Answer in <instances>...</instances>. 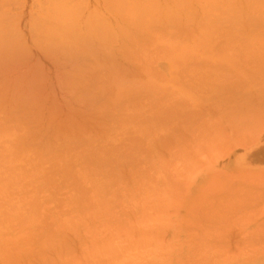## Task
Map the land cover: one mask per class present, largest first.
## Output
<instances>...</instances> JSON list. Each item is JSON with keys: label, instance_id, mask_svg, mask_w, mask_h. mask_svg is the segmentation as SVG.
<instances>
[{"label": "rangeland", "instance_id": "374dc122", "mask_svg": "<svg viewBox=\"0 0 264 264\" xmlns=\"http://www.w3.org/2000/svg\"><path fill=\"white\" fill-rule=\"evenodd\" d=\"M33 1L34 0H0V12L2 10H7L8 11L7 14L8 15H12L13 13L18 12L20 7L24 6L23 5L24 3L26 5V4L30 3V2L32 3ZM61 1H62V3H66L67 5L71 4L70 8L72 6V3L75 4V3L81 2L83 5H81L80 3H78V4H80L81 6H86V10L85 11H87V15H88V13L90 14L88 17H90V16L92 17L91 14L94 13L93 10L101 9V6H100V8H99V6H96L97 7L96 8L94 6V4L96 5V3H97V5H102V9H101L102 15H103V13H105V14L103 16H101L100 11H96L93 14V16L100 14L99 16L103 17L104 22H103L102 26H104V24H106L107 28H109V29H107L106 26H105L106 30L109 32L108 36L109 35L111 37L115 36V39L117 41L116 44H114V41H115L113 39L114 37L111 38L109 36V38H107L106 36H104L107 39H109V40L106 39V43H108V42L109 43L111 42V43L110 44L108 43L109 45L106 44L103 47V48H105L107 46L105 48L107 50L101 49L102 47L99 49L100 51L105 50L104 52L102 51L103 55L105 56L106 53H107V57L109 55H111V57L113 56L112 58L114 59V62L116 61L113 64L117 63L120 66H126L127 69H130L129 71L132 70L131 71V75L126 76L125 77L126 79L132 78L135 75V73H133V71H135V69L133 70V68H132L133 64L129 65L130 63L128 64V62H130L131 60H128L129 58L127 59L126 57H131L130 59H132V57L136 58L135 55L137 53H138L137 57H139L138 55H141V54H146V57L148 55L147 58H143V57H145V55L140 56L139 58H137V59H140V61L142 60V62H143L142 65L145 66V67H144V71L140 70V74L138 76L140 81L137 82L139 79L138 80L136 79L137 80L136 82H137V84L141 83L140 85L142 86V89H145V87H143L144 84L145 85L147 84L146 86H148V88L146 87L145 90H142V92L140 90V92L142 94H145V92H149L150 93L151 90H153L154 91V92H152L153 94L158 95L159 97H160V95L164 96V97L161 96L160 98H157L158 96L155 97L152 94L156 99H158V103H159L158 107L160 106L161 102L163 103V101L167 102V104L169 102L173 103V99L175 100V97L177 96L178 99H177V97H176V99L179 100L178 107H180V109H182V107L185 104L187 106V108H188L189 107L188 105L191 104L190 107H189V108H191L190 112H192V110H193L194 113H190L189 109H187L188 113L186 112V114H185L183 112V110H181L180 111L181 114H180L179 108H178V110H176L177 109L176 108L177 103L176 104H170L169 103V105H166V106L164 105V107L163 106H161V107H163L162 108L163 110L166 109V110H168V112L169 111H171V112L168 113L166 110L165 111L161 110V111L165 112V113H163V112L161 113V111H160L161 108L160 109H158V108L156 109L155 106H154L152 108H155L156 109L155 112L156 111H158V112H157V114L155 113L156 116L152 117L151 115H154V113H153L154 111L151 112V110L149 109L150 106L148 108L144 104L145 105V107H144L143 103L139 104L137 100H128V99L125 98L122 103L120 101V103H119L120 105L118 104L119 107L117 106L116 110L114 111L115 113L109 114L107 116V119L105 121H103V122L96 121L95 123H98L97 125L94 122L89 123V121H87V122L85 121V125H86L85 126L82 123V121H83L82 119H77L76 123H75V121H73L72 127L74 129L72 128V132L73 133L71 132L73 135H71V133H70V137L66 139V143H68V144L70 142H72V138H71L72 136H73V139H74V137H75V139L77 138V140H79L80 138L83 139L82 134H79V133H83L84 136H86L88 134L89 136H87V137L90 138L91 134H89V133L93 132L92 134L95 135L94 138H98L97 140H99V138H100L99 135H102V134L106 135V138H108L107 136H109V138H112L111 136L113 135V133L110 132V131L118 130L117 123H119L118 127L122 126L123 123H125L123 120H121V122L123 121V123H120L119 118H121V116H123L122 118L127 119L125 121H127L126 123H129V125L126 126L127 124L125 123L126 125H123V126L126 127V128L130 127L131 130L130 129L128 130L126 128L124 129V127L121 128V129L119 128V131L121 130L120 132H122V134H121V135H123L122 137H121L120 134L118 135V133H117L118 131H115V132L113 131L114 133H117L116 137H118V136H120V137L116 139V137H114L115 136V134H114L113 135V139L115 138L116 140L112 139L113 141L109 142L110 139L109 138L106 139L105 136L102 135L104 137V139H106V142H109V145L107 143L108 147L110 145L111 146L113 145L114 149H115V147H117V144H119L118 146L121 145V148L124 147L123 146L124 145L123 142L127 143L126 141L131 140V137H132V140H133V141H131L132 143L131 142H130L131 144L128 143L130 145V148L128 147V149H127L128 144H125V147L122 148V149H120V147L118 148V149H120L119 150L120 152L122 150H124V152L123 151L121 153L119 152L120 155H118V153H116L118 151H116V150L113 151V148L112 147L108 148L107 145H106V148H105L104 145H102L103 147L102 146H97V144L99 145L97 140H93L94 142L92 143L91 140L94 139L93 137H92L91 140L89 138H88L89 139L88 140L87 137H85V139L83 140V143L84 142L86 143L88 141V143L90 145H94L95 146V147L92 146V148L87 143L86 144H82L81 143L82 140H80V143L82 145L80 144L79 146H82V148H79V150H81V149L84 150L85 149L84 151H86L87 147L83 148V146H86V145H88L90 149H93V148L96 149V146H97V149L99 148L98 149L99 151H100V149L105 148V152H103L104 149L102 151L103 154H102V152H100V155H99L100 157H101V154H102L101 159L98 158L99 163H100V160H104L106 157H110V158L107 159V161H105L106 159L104 160L105 164H108V165L105 166L104 162H103V165H101V166L107 167V168L104 167L105 171H102L101 168H99L100 164H102V163L99 164L98 161H97V164H95L96 162H93V158H92V160L89 159L90 158L89 157L90 154H87V151L90 150L89 148H88L89 150L87 149L86 153L82 150L85 153L86 157H88V158H86L84 156L88 160H85L84 158H81V160H83V162H79L80 159L79 160L77 159L78 155L82 151L79 154H78L77 150L73 151L74 148L76 149L77 146H78V143H76V142L75 143L77 144V146L76 145H72L71 146L72 148L74 147L73 150H70L71 148H69V146H68V148H69L68 149L66 147V145L62 144L63 145L62 146L60 144L61 148L58 147L57 150L60 148L58 151L51 153L49 151H51V149L53 150V148H51V149L48 148V151H47V148L43 149V145H42L44 139H47V138H44V135H46V136L51 135L52 134L51 132L50 133L49 132H46V133L45 132H40L39 133L40 136H39L38 132H36L35 127L33 125H32L33 127L30 128V126L32 124L30 121L28 122V123H30L29 126H27L28 125L27 122L26 123L25 122H20V123L26 125V126L23 127L22 124L20 125V123H18V121H14L13 122V121H11L9 119H4L3 120V118H2L0 120V153L4 152L3 154H6V151H1V150L3 149V143L5 141V138H7V136H11L13 134L12 136L16 135L15 137H18V138L13 139V140H15V141H13L14 142L13 143L14 149H13V147H11V149H13L12 151L10 150L11 153L7 152V155L11 154V155H8V156H10V158L8 157V160H7V157H5L7 155H2V154L0 155V158H1L0 159V164L1 163L3 164L4 161H2V159H3L2 157H5V159H3V160H5V162L7 160V163H4V164H7L9 166V167L8 166L3 167L4 164L3 165L1 164L2 165L1 171L4 169L5 173H4V171L3 172L0 171L1 172L0 173V179H1L0 181H3L5 179V181H3V183L0 182V186H2V185L5 186V184H6V186H5V188H6L5 190L6 191L4 190V186L0 190V253L4 252V253L0 254V264H264V255H240V254H235V255L227 254L226 255V254H223V252L231 251V250H227L226 249L227 247L225 246V244L226 243H231L232 238H235V239L243 238V239H249V241H251L252 238H257L259 235H264V213L263 212L262 213H258L256 211L255 215L257 213H258V215L256 216V218L253 216L254 217L253 218L251 215L250 216H245V215H241V214L223 216V215H221L222 209H220V214L217 215V209H215V208L199 207V208L190 209V208H185L184 207L185 197H186V190H187L186 184L188 183L187 180L189 178V174L191 173L192 170L194 171V170L198 169V167L201 168L207 163V160L200 159L202 156H204V154L206 152V146L204 147V145L207 144L206 143L207 141L205 140L206 138H203V136H204V135H202L203 133H200V131H199L200 129H201V131H205L206 130L204 127L203 128L201 127V125H204V124H200V123H203V119L200 117L202 120H200V118L198 120V117L201 116L202 114H203V116H205L203 112H200L201 110H197V108L200 107L199 105L202 104V105L225 106V105L231 104V102H233V103L236 102V104L238 103V104H240V106L243 104L242 106H244L245 105V101H247V100H248V102L251 101V103L253 104L254 102L252 100L254 98L256 99V101H258V98H259L258 96L261 97L262 95H264V91H262V93H260V91H259V90H264V83H263L264 82L263 81L264 80L263 79V77H264V68L262 66V65H264V63H262V62H264V54L261 52V49L264 48V46L262 45L263 47L262 48L260 47L261 49L259 47H256L257 49H255L254 46L251 47V45H255V44H256L255 46H257L258 44H259L258 46H260V43H257V42L261 41V43H262L264 41V40H262V39H264L263 36H262V35H264V32H263L264 31L263 30L264 21H262V19L264 20V14L262 15L263 17L261 15H258L257 14L258 12H256V11L253 14L254 8L256 9V7L258 5H252V4H259L260 1H262V0H256L257 2L254 1V0L253 1L252 0L251 1L250 0H245L246 2L241 0L242 1L241 3H239L238 0H234V2L235 1L236 2L233 3L232 2L233 0H231L233 6L236 7L237 9H239V10H237L236 8L233 7V12L234 11H237V12L236 13L232 12L233 13L232 15L237 14L238 11H240L238 14H240V13L244 14L245 11H247V13H251L252 12V18L250 17V19L252 20L253 24L254 23H256V24H255V26H253V25H251L252 24V22H251L250 25H251L252 28L250 27L251 29L250 28L249 29L253 30V27L254 28L256 27V29H258V26H261V27H259L261 30L258 29L255 32L249 30V31H245L244 34L243 33H238L239 35L236 33V31H232V32H234V33H236L238 35L237 37H235L236 35H234V34H233L234 36L231 35L232 33L230 32L231 31L230 29H229L230 30L229 33H228V30H222V31L220 30L221 32L219 31L220 27H222V25L220 24L222 21L223 22L224 21H226V22L231 21V20H229V18L228 19L225 18L227 16V14L229 15V13H231V12H229V13L225 14V12L231 11V7H229L231 5V2H230V5L228 4L229 2L226 3V5H228V7H229V10H228V7H226L225 2H224L225 0H221V1L220 0H208V1L207 0H203L207 4L209 2H211V3H209L210 6L211 5H213V6L215 5V8H213V9H212L213 6L212 7L207 6L202 0H170L171 2H168V3H166V2L169 1V0H105L108 3L110 2L109 5H110L111 8L115 7V5H118V3H119L118 1H122V2H120L119 5L121 7H122L123 4H124V6L126 5L125 6L126 9H128L127 7H128L129 4L131 6L134 5V7L130 6V8L132 10L131 11L128 10L129 13L132 12V13H130L131 15L134 13L133 16H135L137 18V20H139V19H141L143 17H146L144 19L147 20L146 22H148L147 23L148 25H146V22L139 20L140 24L143 23V22L145 24L143 26L141 24V28H140L139 27L140 24L138 23L139 21H137L138 27H139V29H137L134 26L135 24H133V22H134L133 19L134 18H132V22H131V19L129 20L131 22L130 23L129 21L127 22V19L122 20V18H124V16H125V15L124 16L122 15L121 16L122 17L121 18L122 23H124V21H126V23L123 24V26H125V28L122 26V23H121V25L119 26V29L122 30V28H120V27H123V29H125V30H126V28L129 29L131 24L133 25V26L131 25V27H135L137 29L136 30L137 33H134L136 31H134L132 33V31L130 32L131 29H129V31H126V33L124 32V34H122V35H118V34L123 33V32L121 30H120V33H119V31L117 32L116 28L118 26L116 27L114 25L115 24L114 22H116L117 19L119 20L120 16L117 19L114 18L115 13H113L114 14L113 15L112 12L111 13L108 12L110 9H108L107 7L106 8L108 9V11H105V5H107L109 7L108 3H104V5H103L102 3H100L102 1H99V0H97V1H99V4H98V2L94 3V1L90 3L89 1H92V0H61ZM85 1H88L87 3H89V4L84 5L83 2H85ZM222 1H223V3H222ZM39 2H42L41 5L46 6V4L49 2V0H37V2H36V3H38L36 5L37 7H39ZM147 2H148V4L146 5ZM150 2H152V4L153 3L157 4V5L159 4L156 7H158L157 9H159V10L162 9V11L161 10L160 11L157 10V11H159L158 13L164 14L163 17H162L161 14H159V17H158L159 19H158L157 18L158 15H156L157 11H155V10H154L155 12L153 11L155 14L154 13L151 14V12H152V10L154 8L153 9H149L148 8V5L150 4ZM212 2H213V4H212ZM253 2H256V3H253ZM121 3H123V4L121 5ZM216 3L219 4V5H217ZM238 3L241 4V5L243 4V5L241 6ZM245 3H247V6L249 4V6L251 5L253 7L250 6L251 8L248 10V7L246 9V6H244ZM78 4H77V6L74 5L76 11H78L76 7H81L80 5L78 6ZM138 4L139 5L142 4L139 7L143 8V6H144V8L143 9L137 8ZM154 4H153L152 7H154ZM167 4H169V5L171 4L170 5L171 7H169ZM199 4L201 6H203L202 9H204V4L206 5L205 6L206 14H207V12L209 14L211 12V10H212V12H214L213 10L215 9L216 15H217V12H219L218 13L219 16L218 17L216 16V17L212 18L211 14H213V13H211L209 16L208 15L206 16V14L203 13L205 11H203L202 9L199 10V6H197ZM223 4L225 6H223ZM260 4H262V3H260ZM260 4H259V6H260ZM263 5H264V3H263ZM90 6H94L96 9L92 7L93 8V10H92V8H90ZM103 6H104V8H103ZM160 6H161V8H160ZM162 6H166V7H162ZM64 7H65V5H64ZM121 7L119 9H121ZM125 7H122L121 11L123 10L122 12L126 13L128 11L126 9H124ZM262 7L263 6H260L261 10H262ZM65 8L67 9L69 7L66 6ZM70 8H69V10H70ZM83 8H85V7H83ZM83 8H82L81 11L84 10ZM88 8L90 10H92V11H90ZM242 8L245 9V10H242ZM26 9L29 10V7L26 6ZM133 9H134V11H133ZM170 9H171V11H170ZM263 9H264V7H263ZM34 10H37V8H34L33 11ZM73 10H74V8H73ZM73 10H72V12H73ZM224 10H225V12H224ZM258 10H259V8H258ZM81 11H79V12L81 13ZM85 11H83V12H84V15L87 17ZM163 11H165V12L163 13ZM166 11L167 12L170 11L173 14H166ZM70 12H71V10H70ZM65 13H64V16H65ZM129 13H127L128 16H130ZM142 13H144V14H142ZM222 13H224L225 15H223ZM73 14H74V12H73ZM81 14H83V13H81ZM81 14H79L80 16H76V17H78L77 20L73 18L70 21V22H74L76 20L73 24L79 25V27H78L79 29H81V26H82V25H80L81 24L80 20H81V18H83L81 16ZM127 14H126V16H127ZM145 14H149V15L151 14V18L153 16L154 18H152V19H155L154 21H156L155 24H153L152 22H151V24H149L148 18H150V16H148V15L146 16ZM112 15H113V17H112ZM141 15L142 16L144 15V16L139 18V16H141ZM168 15L170 16V18H169ZM232 15H230V16H232ZM71 16L72 15L70 14L69 17H67V16L65 17V22L67 21L66 26L69 24V20L68 19ZM171 16H172V18H171ZM223 16H225V17H223ZM95 17L96 16H94L93 20L91 18L90 19H91V22L93 21V23L97 24L98 23L97 21L100 20V19L98 20V18H100V17L97 16V18H96L97 21L94 22L95 21ZM130 17H132V16H130ZM202 17L203 18L206 17V22L208 20L207 24L205 22V19H203ZM207 17L209 19H207ZM222 18H225V20H223ZM240 18H242V17H240ZM210 19H212V20L214 19L212 21L213 23L210 22L211 21ZM78 20H79V22H77ZM244 20L246 21L247 19L245 18ZM244 20H242V21H244ZM120 22H118V24H120ZM217 22H220V23H217ZM226 22L223 23V24L228 26V24ZM99 23H102V21L99 22ZM135 23H136V21H135ZM214 23L220 24L221 26L218 27L219 25L216 26ZM245 23H247V21ZM125 24H128L127 26H129V27H126ZM238 24H239V20H238ZM242 24H243V22H241V24L238 25L239 28H240V26H242ZM70 25L72 26V23L69 24V26ZM75 25L72 26V27H74L73 29L76 30V28H77L76 26L77 25L76 26ZM93 25H95V24H93ZM238 26H236V28ZM72 27L70 28V30H71L70 32H74L75 33V31L72 29ZM98 27H100V26H98ZM225 27L226 26H224V29H227ZM212 28L215 29L216 33L212 32ZM241 28H240V30H241ZM79 29L77 30V32L79 31L78 33L80 35L81 32H80ZM221 29H223V27ZM85 30H83V32H86ZM102 30L103 29H101V31H100L101 33H103ZM106 30H104V31H106ZM133 30H135V29H133ZM225 31L228 33V34L226 33V36H228L231 33L230 34L231 38L233 37L232 40L230 39V37L226 38L225 33H224ZM201 32L204 33V34H202ZM208 33H209V35H208ZM210 33L214 34L215 37L217 36L216 37L217 39L214 36H213L214 37L213 38L212 34H210ZM70 34H72V33H69V35ZM217 34L219 36H221V34H222V35H224V37L221 36L220 38H222V39H219V36ZM73 35H77V34H73ZM190 35H192V36H190ZM254 35H257L256 36L257 39H255ZM209 36H210V38L212 37L211 38L212 41H213V39H215L216 41L219 40V41H221V44L218 43L217 46H213L212 48L210 46L208 48V45L207 46L205 45V47L201 46L202 43L207 41L206 39ZM240 36L243 37L242 38L243 42L240 39L241 38ZM246 36H247V38H246ZM121 37H123L124 39L121 38ZM200 37H202V39H200ZM205 37H206V39L204 40ZM248 37H251V38L253 37L254 39L252 38L253 40L250 42L251 38H248ZM258 37H260V39ZM120 38L122 39V41H121ZM225 38H226V40H225ZM234 38H237V39H234ZM244 38H245V41L247 39V41H246L247 43H244L245 42ZM110 39L114 40L113 43H112V41ZM248 39H250V40L248 41ZM258 39H259V41H257ZM224 40L227 43L224 42ZM234 40H237V41L234 42ZM239 40L242 42L241 44H240ZM160 41H162V43H164L165 45H163ZM173 41H174V43H173ZM182 41H184V42H182ZM231 41H233V43H238L237 45L239 47L241 45L244 46V47L242 46V48L239 49L240 51L245 49V47L247 48V46H248V48L251 47V49L253 48V50H256V51L259 49V53L261 52V54L260 55L257 54L258 56H261L263 54L261 56V58L258 57L259 60L256 57L255 58L251 57V56H255V55L246 56L245 58H243L244 60L241 58L244 61V63H243L242 60L240 62V59H239L237 62H238V64L240 66L237 65V67L239 66V67L242 68V69L239 68V70L241 69V70L245 71V69L247 68L245 73L242 71L243 74L241 73V70H240V72H238L239 70L235 69L237 67H235L236 65L234 66V64H236L237 62L234 61V64H233V62H228L232 58V55L234 56V52L236 53V51H237V50H234L232 52L233 54L231 53L232 55L229 54V52H231V50H233L235 47L237 48V45L235 47H233V48H231V46H230L231 49H228V50H227V48H224V47H228L229 48L228 45H230V43H232ZM120 42H122V43H120ZM178 42H179V44H178L179 46L176 47L175 43H178ZM248 42L251 43V44L249 43L250 46L248 45ZM254 42H255V44H252ZM123 43L124 44L126 43V45H124ZM222 44L225 45V46H223ZM112 45L114 47V50L112 48H110V47H112ZM214 45H216V44H214ZM180 46H181V48L178 49ZM186 46H188V47H186ZM115 47H116V49H115ZM123 47H125V49H123V53L125 52V54L123 55V53H122L120 55L124 56V58L119 55L120 51H117V50L122 49ZM117 48H119V49H117ZM185 48H187V49H185ZM188 48H190V52L188 51L189 50ZM200 48L202 50H203V48H205V49L202 51ZM207 48H208V50H207ZM111 49H112V51H115V50L116 51L112 52ZM126 49H127V51H126ZM195 50H198V51H196V52H198L197 54H196ZM209 50H211V51H209ZM226 50L227 51L230 50V51L226 52ZM262 50H264V49H262ZM106 51H108V52H106ZM191 51H192V53H191ZM184 52H187V54L190 55V56L192 55L191 57H193L194 59L198 60L199 58H201L202 62L203 61H206V62L202 63L200 61V59H199L198 62L199 63L201 62V64H198V62H196V60L190 58V56L189 57L186 56L187 54L186 53L184 54ZM188 52L191 53V54H189ZM193 52H194V54H193ZM200 52H201L202 56L200 55ZM243 52H237V56L240 53L242 54ZM255 53H257V52H255ZM244 54H245V52H244ZM244 54H242V56ZM248 54H245V55H248ZM117 55H119V57H121V59H119V57H117ZM195 55H199V56H195ZM240 55H239V57H240ZM184 56L187 58V61L184 60L185 59ZM229 56H231V57H229ZM116 57H117V59H116ZM180 57H182V58H180ZM249 57L251 59H249ZM125 58H126V60H125ZM174 58L176 60H174V62H173ZM247 59H249V61ZM253 59H255V60H253ZM261 59H263V60L261 61ZM127 60H128V62H127ZM193 60H194L195 63L193 62ZM215 60H216V62H215ZM232 60H233V58L231 59V61ZM234 60H236V58ZM250 60L252 62L254 61L255 63H256V61H257V63H259V61H260L261 63H259V65L257 64V67H255L256 64L254 63V68H255L254 69L253 68V64H251ZM182 61L184 62V64H182L183 63ZM224 62H227V63H224ZM247 62L250 63V64H248ZM230 63L233 64V67H232V64H230ZM240 63H242V64H240ZM246 63H247V65H246ZM175 64H176V68L174 67ZM227 64L231 65L230 67H232V68L235 67L234 68L235 70L234 69L233 70L230 69V67H228ZM241 65H245L244 66L245 69ZM260 65L262 66L261 69L263 68V70H261V71H260V67H259ZM178 66H180V67H178ZM177 67L179 68V70H175V69H178ZM227 67L229 68L228 72L227 71L223 72L224 70H226ZM173 69L175 70V72L173 71ZM194 70H196V73L193 72ZM202 70H204V71H202ZM248 70L253 71L254 74L251 71L248 72ZM255 70L257 72L256 74H255ZM187 71L189 73H187ZM198 71L200 73H198ZM233 71H235V72H233ZM258 71H260L261 73L263 72V75L262 76H260L261 74L258 75L259 74ZM201 72H204V73L201 74ZM232 72H233V74H231ZM101 73L102 74H106V70H102ZM207 73H208L209 76L212 73L210 78L212 77L213 79L212 78L209 79L208 76H204V74L207 75ZM213 73L218 74V75H219V73H221V74L224 73L225 75H228L230 73L231 77H232V78L230 77L231 79H234L233 77L234 76L237 77V75H238V77L236 78L238 81L236 79H234L235 81L231 80L229 78V75H228V77L225 76V75L221 76V74L219 75V76H221V78L225 76V80L226 81H227L226 78H228V80H229V83L227 81V83H228L227 84L224 81V78H222L223 79L222 87L224 89L227 88L226 86H224L225 84L226 85H231L230 83H232V85L234 86L233 83L235 82L237 85L234 88L231 85L230 87H228V90H226V91L223 90V88L222 89L219 88L220 89L219 90L218 86L219 85L221 86V83H222L221 81L222 80H221V78L218 75H213ZM251 73H252L253 77L251 76ZM200 75L204 76V77H208L207 79L202 77L206 81L208 79L209 80L207 82L204 81L201 78ZM242 75L244 77L246 75V77L243 78ZM214 76H218L219 79H217V81H215L216 78ZM241 76H242V79H241ZM258 76H259L260 79L259 78L257 79ZM214 78H215V80H214ZM248 78H249V80H248ZM250 78H252L253 80L250 79ZM243 79L245 81H243ZM201 80H202V82L204 81V84H206V83L212 84L211 82L214 80L213 84L215 82L216 85L214 84V85H211V87H210L209 84H206V85H208V86H206V85H204L201 82ZM239 80L240 81L242 80L243 82L240 83ZM250 80H252L253 82L250 81ZM91 81H92V83H94V85H96V83H97L96 73L92 74ZM141 81H143L144 83L142 84ZM246 81H247V83H246ZM196 82L197 83L199 82L203 86L202 90H201L200 87L197 86L198 84ZM218 82H221V83H218ZM249 82L252 84V86L250 84H248ZM259 82L262 83V84L259 85ZM255 83H257L256 86L259 85L258 86L260 88L259 90H258V87L255 86ZM244 84H248V85L244 86ZM140 85L138 84L136 87L138 88ZM238 85H240V86H238ZM246 86H247V88H245ZM205 87H210V88H205ZM213 87H215V91H217L219 93L215 92ZM216 87H217V89H216ZM236 87H237V89H235ZM238 87H240V88H238ZM255 87H256V89L259 92L258 94H260V95L257 94V92L255 91L256 89H253ZM230 88H231V91L233 89V90H236V92L233 91L231 93V91L229 90ZM138 89H140V88H138ZM204 89H207V90L209 89L210 92H211V93H209V90H208L207 91L208 93H206V90H205V93L207 95V96L205 95L206 97L202 96V95H204V93H202L204 91ZM211 89H213V90L211 91ZM242 89L246 90L248 92V94H247V92L245 91V93L243 94V96H244L243 98H242V96H240V95H242L241 92H244ZM248 89H250V90H248ZM238 90L239 91L241 90L239 94H238V92H239ZM143 91H145V92H143ZM220 91H222L221 95H219ZM213 92H214V94L216 93L217 95L215 94L214 98L213 97H209L210 99H208V96H213ZM225 92H228V93H225ZM229 93H230L231 97L229 96ZM235 93H237L239 97H237V94L234 95ZM147 94L148 93H146V95ZM226 94H228V97L226 96ZM45 95L49 96V94L47 92L44 94V97L45 98H49L48 96H45ZM152 95H149L150 101L153 100ZM173 95H175V96H173ZM178 95H180V98H184V99L186 98L188 103L184 99H183L184 101H182V99L180 100ZM232 95H234V96L232 97ZM245 95L246 96L248 95V97H245ZM249 95H251V97ZM171 96H173V98ZM235 96L237 98L236 101H235ZM150 97H152V99ZM166 97H167V99H166ZM169 97L171 99L169 101H167ZM249 97H250L251 100L248 99ZM263 97H261L262 101L259 99V101L257 102L259 104V106H258V104H255L256 101L254 99V101H255L254 104L257 106V109H258V113L256 112L255 114H259L260 107H261V109L264 107V106H261L262 104H264V103H262V102H264V98ZM162 98H165V99L163 100ZM193 98L195 99V101L197 103L194 101ZM227 98H230V100H228ZM239 98H242V99H239ZM226 99L228 101H225ZM244 99H246V100L244 101ZM46 101H49V100L46 99ZM180 101H181V103H180ZM175 102H176V100H175ZM189 102H191V103H189ZM259 102L262 103V104L260 105ZM193 103H195L197 106L194 104L195 105V107H194ZM163 104H166V103H163ZM181 104L183 105L182 107L180 106ZM170 105H171V107H170ZM5 106L6 105H5V102L3 101V98L0 97V108L1 107H5ZM172 106L174 108H176V109L174 110V108ZM186 106H185V108H186ZM145 108H148L149 111L151 112L149 118L146 115L147 113H145L146 110L144 111L145 114H143V109H145ZM169 108L173 109L176 114H177V112H179V114H177V115L173 114L172 115L173 117H172L170 114L172 113L173 110H171V109L169 110ZM185 108H183V109H185ZM149 111H148V115L150 113ZM141 112H142L143 117L145 116L148 119H146L144 117L145 119L142 120L143 117L142 118L139 117ZM166 112L170 116L168 114H166ZM159 113L161 114V115H159L161 117L168 115L169 117H172V118L168 119V116L165 117V118L163 117V119H168L169 120V122H168V120H165V121H163L164 122L163 123V122H161L162 120L159 121V119H161V118H159L158 120L156 118ZM57 114L61 116L60 113H57ZM182 114H185V116L184 115L182 116ZM187 114H190V115L188 116ZM58 115H56V117H58ZM178 115L181 117V119L178 118L179 117ZM241 115H242V113H241ZM260 115H264V111H261ZM176 116H178L177 120L175 119ZM190 116H191L192 120H193V117H195L196 121L195 120L194 121L197 124L196 123L193 124L194 121L191 122ZM115 117H117L119 121L115 120ZM136 117L138 118V120L140 118V120L139 121L135 120ZM113 119H114V121H113ZM185 119H186V121H185ZM208 119L209 118L207 116L204 118V120L206 122H207ZM58 120H59V118H57V119L54 118L53 124H56L55 126H59L58 123L55 122V121H58ZM189 120H190L189 123L190 124L192 123L191 125L188 123ZM79 121H81V122H79ZM136 121H137V123H136ZM77 124H78V126H77L78 128L75 129ZM80 124H82L84 129L81 128ZM89 124H91V125H89ZM34 125H35V123H34ZM162 125L165 127V128H163V131L161 130L163 134L160 133L161 131H159ZM197 125L199 126V129H197V127H198ZM206 125H207V123H206ZM134 127H136V129ZM193 127H195L196 132H194ZM24 128H26V129H24ZM27 128H30V133L29 134L27 133V132H29V129L27 130ZM33 128L35 130L34 132L31 131V130H33ZM86 129H88V130H86ZM95 129H96V131H95ZM100 129H102V131ZM122 129L125 130V131H123ZM177 129L178 130L182 129L181 133ZM189 129L193 130L192 134L196 135L195 136L196 138L194 136H193L194 138L192 137V134H190L192 131L190 132ZM26 130H27V132H26ZM75 130H78L77 133H76ZM136 130H141V132L143 134L140 131L138 132ZM142 130L145 131L146 134ZM23 131H25L24 134H23ZM107 131H109L108 132L109 134L107 133ZM126 131L128 133L127 136H129V135L131 136L133 132L135 133V131H136V133L138 132L139 136L136 137V135H138V134H135V136L133 137V135H134V133H133V135L131 137L129 136L130 139H129V137L127 139ZM129 131H131L132 133L131 132L129 133ZM185 131L188 132V133H186ZM86 132H87V134H86ZM96 132H97L98 136L96 135ZM182 132H184V134L187 135V136H185L183 134L184 135V137H183ZM197 132H198V134H197ZM18 133H20L19 136H17ZM34 133H36V135ZM157 133H160L159 136H158ZM176 133H177V135H176ZM78 135L79 136L81 135L80 138H79ZM160 135H162V136L160 137ZM163 135H164V137H163ZM36 136L40 140V142H38L40 144L37 143L38 146L35 145L36 146V147L34 146L36 148L35 149L33 147V145L35 144V141H38V140H36V138L33 139V137H36ZM102 136H101V138L103 139ZM174 136L176 138H174ZM197 136H198V138H197ZM30 137L33 140H35V141L30 140L31 139ZM51 137H53V135H51ZM158 137H160V138L157 139ZM172 137L175 139L173 141L174 143L172 141H169V139L171 140ZM12 138H14V137H12ZM70 138H71V140L67 141ZM173 138H172V140H173ZM184 138L187 139L186 142H185ZM119 139H120V141H118ZM122 139H124L123 142H122ZM125 139H126V141H125ZM194 139L196 141L200 142L199 145L200 144H203V145L199 146L198 143H197V146H196V143H195L196 141L192 142ZM197 139H199V140H197ZM107 140H109V141H107ZM165 140H166V142H165ZM180 140H182V142H185V144L183 143L184 146L181 145L182 142ZM104 141L105 140H103L102 142H104ZM161 141L163 142V144L160 145ZM167 141H169L170 143H168ZM77 142H79V141H77ZM99 142H100V140H99ZM116 142H117L116 145L112 144V143H116ZM171 142L173 143L172 144L173 146L171 145ZM178 144H180V145H178ZM187 144L190 145L189 146L190 150H191V148H193V150H192L193 154H192L191 151H189L187 149L188 148ZM100 145H101V142H100ZM158 145H160V146H158ZM165 145H167V147H169V151H168V148ZM161 146H163L164 148L161 147ZM170 146L172 147V149H171ZM177 147H181V148H177ZM196 147L198 148V150H197ZM174 148H176V149H174ZM200 148H201V150H199ZM202 148H203V150H202ZM204 148H205V150H204ZM30 149L32 151H33V149H35L36 152L34 151V153H37V154H39L41 156L40 157L38 155L39 156L38 157L35 154L34 156L30 157V160H33V161H28V163L30 162L31 164L37 165L36 167L35 166L31 167L30 163L27 164V166H26V164L24 165L23 161H20L21 159L24 158V155H27L25 157L28 158V155L30 156V155L33 154L32 151H30V152H32L31 154H28V153H30L28 151ZM64 149H67V150H64ZM162 149L163 150L164 149L167 150V152H165V150L163 151ZM45 150H46V152H48V154L45 152ZM60 150H62V151H60ZM110 150L113 152V153H111L112 157L110 156V153H108L109 155H105V154H107V151L111 152ZM127 150H128V153L125 152ZM184 150L186 152H183V154H182V151H184ZM194 150H195V152H194ZM40 151H42L41 154H40ZM158 151L159 152L161 151V153H159ZM202 151L204 152V154H203ZM44 152L46 153V155H50V156L51 155L53 156L54 155L53 153H57L58 156H61V157L63 156L64 160L61 157H57V158H61L62 159L61 163H57L58 166H56V167L57 168L59 166L61 167V168L59 167L58 170L60 171V169H62V170L64 169L65 171H67L69 166L70 167L72 166L76 170V172H73V174H72L71 171H73V168H72V170L70 168L68 170V173L70 171V173L73 176H75V174L78 173L77 174L78 176L76 175L77 178L78 179L81 178L82 180H77V181L78 182L81 181L83 184H81V182L78 183L77 181H74L73 178L77 179L76 176L75 177H72V176L70 177L71 174L69 173V176H68V173L64 172V170H63L62 174L65 173L66 175L64 174V175L61 176L60 172H62V170L60 172H58L56 170L57 174H55V172H53V171L56 168L54 167L53 168L54 170L51 171V174H55V177L58 178V179H56L55 182L53 181V182L50 183V181H49L50 177H45V176H50V175H45L44 176V175H41V173H40L39 174L40 177H45V178H43L44 180L40 179V177L38 178L37 177L38 174L35 176L36 179L38 178V179L42 180L41 183L45 184L46 183L45 182L46 178L47 179L49 178L48 182L50 184L48 183L47 185L46 184L43 185L39 181L37 183L39 185L38 186L35 183L36 182L35 179L33 181L32 177H31L33 175L32 174L31 175L28 174V177L25 178L26 181H28L27 179L29 178V176H30V178H29V181L26 182V185L30 182L29 183L30 185L29 184L28 185L31 188L33 187L32 188L33 191H31V193H30V191H29L30 189H28L29 187H26L27 188V191H26L25 190V186L26 185H24V187H23V184L25 183V181L23 179L24 183L22 184L23 181L20 180V176L22 177V172L27 170L26 167L30 171L33 170L31 173H35V174H36L35 171H37L38 168L42 167V165H43L42 170L45 169L44 168L45 165H46V167H48L47 165L50 164L49 162H52L53 158L50 161L51 157L50 156H45L43 154ZM114 152L117 154V156L115 155ZM75 153L78 154L77 157H75V155L73 156V154H75ZM84 153H83V155H84ZM173 153L175 154V155H172L173 157L176 156V154H177V156L174 157V158L171 156L172 160L171 159L169 160L170 155L173 154ZM197 153H198V155H197ZM112 154H114L116 158ZM122 154L124 155V157H123ZM191 154L193 155L192 156L193 158H196V159H194V161H193V158L190 157ZM83 155H81V157ZM159 155H161V156L159 157ZM166 155H168V156L164 157ZM42 156H43V159L45 158L47 160V163L45 162L46 160L44 161L42 159ZM91 156L93 157V155H91ZM119 156H120L121 159L119 158ZM183 156L185 157V159H184ZM194 156H196V157H194ZM35 157H38V159H41L42 161L39 160V162H37ZM103 157H104V159H102ZM155 157L156 158L158 157V158L156 159ZM78 158H80V157H78ZM181 158H182V160H181ZM25 159L26 158H24V161H25ZM70 159H71V161L67 162ZM75 159H76L77 163H76V161L74 162ZM119 159H120V161H119ZM155 159L159 160V161H156ZM166 159L171 161V163L169 161H167ZM89 160L92 161V162H90ZM112 160H115V161L117 160L121 164H118L117 161L114 162ZM151 160L154 163L152 165H151V163H152ZM9 161H12L13 163L17 164L16 165L17 167H19V166L21 167L19 172L16 169L17 167H14V165L11 162L9 163ZM72 161L75 164H77V165L74 164L76 167L73 165ZM88 161L90 162V165L88 164ZM164 161H165V163H163V165H162L161 163L164 162ZM20 162L23 164L22 166H21ZM43 162H44V164H43ZM113 162L116 165L112 164ZM157 162H159V163H157ZM167 162H169L170 164L167 163ZM175 162H177V163H175ZM180 162L183 163L184 166L182 164H179ZM37 163L40 164V165L38 166ZM41 163H42V165H41ZM52 163L54 164V162H52ZM82 163H85V164H82ZM173 163H175L176 165L173 164ZM10 164H11V166H10ZM66 164H67V166H66ZM79 164L81 166L83 165V167H85L84 169L87 170V172H86L87 175L83 174V176H82L81 175L82 172H81V174L79 173V171H80V169L78 168ZM177 164H178V168H177ZM64 165L67 167V169H65ZM160 165L163 166V168ZM12 166L16 169V171H14L15 169H12L13 168ZM97 166H98V168H97ZM154 166H155V168H154ZM181 166H183L184 168H182ZM6 167L9 168V169H7L8 171L6 170ZM23 167H24L25 170L22 169ZM30 167L31 168L35 167L36 169L35 168L31 169ZM83 167H82V170L85 173ZM50 168H52V166ZM86 168H89V169H86ZM159 168L161 170H159ZM47 169L48 168L45 169V172H46ZM102 169H103V167H102ZM152 169H155V172H156V170H158L157 171V175H154L156 173L154 172V170L152 171ZM21 170H23V171L21 172ZM29 170H27V172ZM163 170L165 172L164 174L162 173ZM9 171H10V173H9ZM13 171H14V173H13ZM49 171L50 170L47 171L48 174H49ZM88 171H90L91 173L92 172L94 173L95 171L96 172L98 171L97 172L98 174H96V172H95V174H91L90 175V173L88 174ZM160 171H161L162 174L160 173ZM171 171L172 172L174 171L175 173L172 174ZM17 172L21 173V174H18ZM151 172H153L154 174H152ZM167 172H169V173H167ZM170 172H171V174H170ZM11 173H13V174H11ZM58 173H60V174H58ZM7 174L8 175L11 174V176H8ZM43 174H44V172H43ZM79 174L82 177L79 176ZM165 174H167L166 175L167 177H168V175H170L172 177V178L170 176L168 177V179L171 178V179H169V180H171V182L170 181L168 182L167 179L165 180V178H167V177H165ZM161 175H163L165 178L163 176L161 177ZM84 176L85 177L86 176L89 177L91 179V181H90V179L88 180V178H85ZM92 176H94V177L91 178ZM95 176H96V178L98 180L95 179ZM155 176L159 177V179L155 178ZM178 176H180V177H178ZM181 176L183 178H181ZM24 177H22V178H24ZM53 177H54V175H53ZM83 177H84L85 181L87 180L86 183H84L85 181H83ZM30 179L34 183L31 182ZM176 179H177V181H176ZM181 179H183V180H181ZM172 180H174V181H172ZM6 181L9 182V183H7ZM180 181L181 182L185 181V182L181 183ZM74 182H75V184L77 182V184H76L77 186L79 184H81V185H79L77 187L74 184ZM161 182H162V185H161ZM89 183H91V185L94 188L90 187L91 185ZM156 183H158V184H156ZM179 183H181L183 185V186H181L182 190L180 189V185H178ZM33 184H35V185H33ZM118 184H120V186L121 185L122 186L120 187V186H118ZM174 184H175V186H174ZM176 185H178V186H176ZM84 186L85 187L87 186L86 189L89 188L87 190L88 191L87 193H88L89 196L90 195L92 196V199H93V195L95 196V198H96L95 201H92V199L90 200L88 198L89 197L88 195H87L88 197L86 198V194L87 193H86V190L84 189L85 188ZM161 186H162V188L159 189L158 187H161ZM21 187L24 188V191H26L25 193L23 191L22 192L23 194H20L21 191H22ZM176 187H177V190L175 191ZM34 188H35V190H34ZM91 188L94 189V190L91 191ZM8 189L13 192V195H14V193H15V195L17 194V197H16L17 200H15V202L13 201L15 198L13 197V200H12V197L10 196L11 204L9 202H8L9 204L6 203V201H8L7 198L9 197V195H12V193ZM153 189H155V190H153ZM81 190L85 191V193L81 192ZM28 191H29L30 194H32L29 197H27V195H30V194H27ZM4 192L6 194L7 193L9 194V195H6L7 198L5 196H3L5 194ZM2 193H4V194L2 195ZM19 195H20L21 199L19 198ZM81 195H83V196H81ZM84 195H85L86 199H84ZM25 197H27L29 199L31 197L32 201L31 200H27V198H26L25 199L27 201L26 202L25 200H23ZM81 197H82V199L84 201L81 199ZM19 199H20V202H19ZM35 199H36V202H35V205H34L33 204L34 203L33 200L35 201ZM79 200H80V202H79ZM85 200H86V202H85ZM74 201H76V202H74ZM87 201H88V203H87ZM4 202H5V204H3ZM22 202H24L25 204L28 203L29 204L28 208H30V209L32 208L33 209L32 210L33 213L30 211L32 216H34V217L30 218L31 222L28 221L29 218H27V217H29V214H30V213H28L29 211L27 212L28 214H26V212H24V209L27 206L24 208L23 206L25 204L23 203L22 204L23 206L20 204ZM86 204L88 206L90 204V207H92L94 210L92 208H89V207H88V209H90V210H88V211L85 210L87 208V207L85 208ZM17 205H18V207H16ZM16 208H19L20 210L16 209ZM46 208H47V210H46ZM7 210L9 211L8 213H10L11 215L7 213ZM26 210H28V209L26 208L25 211ZM208 210H210V212ZM239 210L240 209H235L234 211H238L239 212ZM19 211H20V215H19ZM44 211H46V212H44ZM79 212H81L82 214L79 213ZM83 212H85V213L87 212L88 214L90 213V218L91 219L88 217L89 216L88 214H86V216H83V217H85V218H83L82 215L85 214ZM203 212H204L205 215L203 214ZM16 213L19 215L18 217H17ZM42 213L43 214L46 213V214H44V216H43V215H41ZM2 214H3V216H2ZM21 214H23V215H21ZM33 214H35V215H33ZM91 214L92 215L95 214V216L92 218ZM21 216H22V218H21ZM23 216H25V217L23 218ZM37 216H39V217L42 216V218H38ZM43 218L45 219V222L41 220ZM32 219L34 221L35 220H37V221L36 222L33 221L34 222V224H33ZM58 219H61V221L58 220ZM70 219L71 220L74 219L75 223H76V220H78L77 223L78 222L79 223L78 224L76 223V225H75L74 221H73V224L75 225L74 226L72 223H70L71 222ZM22 221H24V223L25 222H28V223L24 224ZM37 222H38V224L40 223L41 225L40 224L37 225L36 224ZM60 222L64 225L65 228L61 227L62 225H60L61 224ZM84 222L86 224H88V225H86ZM30 223H32L31 227H30ZM246 223H247V225H246ZM82 224H84V226ZM44 225L46 226V228H44ZM53 225H55L56 228ZM22 226H24V227H22ZM33 226L35 227V229L37 231H38V228H40V231H38V232L35 231ZM66 226H69L71 228L66 227ZM72 227H75V228L73 229ZM43 228H44V230H43ZM62 228H63V230H62ZM67 228H69V229H67ZM88 228H89V230H88ZM30 229H31V232L28 233L30 231ZM60 229H61L62 232L60 231ZM232 229H234V230H232ZM26 230H27V232H26ZM46 230L48 232H46ZM91 230L92 231L94 230V232H91ZM248 230L252 231L253 233H249ZM22 231L26 232V235ZM34 231L37 232V233H35ZM74 231H75V233H74ZM53 232H55L54 235H53ZM56 232L57 233L59 232L60 235H59V233L56 234ZM17 233H18V235H16ZM41 233L44 234V235H42ZM46 233H48V234H46ZM14 234L16 236H14ZM46 235H47V237H46ZM48 235L51 238H48ZM18 236H20L21 238L20 237L18 238ZM28 237H29V239H28ZM57 237H59V238H57ZM10 238L13 239V242H12V240ZM24 238H25V240H24ZM41 238L44 239V240H41ZM45 238H47L46 241H45ZM54 238H56V239H54ZM36 239H37V241H36ZM38 241H40V242H38ZM42 241H43V243H42ZM48 242L49 243L50 242H54V243H50L49 244ZM2 244H4V246ZM48 244H49V246L52 244L50 246L51 248H49L47 246ZM6 245H8V246H6ZM10 246H11L12 249L10 248ZM52 246H54V247L52 248ZM4 247L6 249H4ZM191 247H196L198 249L196 251L203 252V254H201V255L187 254L190 251H193V250L190 249ZM3 249L5 251H3ZM9 249H11V252L9 253L11 256L6 257L8 255V254H6V250L8 252V251H10ZM234 251H242V250L235 249ZM3 254H5L4 258H6V259L1 258V257H3L2 256ZM1 259H3V260L1 261Z\"/></svg>", "mask_w": 264, "mask_h": 264}, {"label": "bare ground", "instance_id": "6f19581e", "mask_svg": "<svg viewBox=\"0 0 264 264\" xmlns=\"http://www.w3.org/2000/svg\"><path fill=\"white\" fill-rule=\"evenodd\" d=\"M94 1V3H96V2H98V4H99V1H102V2H100V3H102L103 5H104V3H108L107 1H105V0H99V1H97V0H92V1H89L90 3L91 2H93ZM203 1V0H202ZM208 1V0H207ZM221 1V0H220ZM219 1V2H220ZM239 1V3H241L242 1L241 0H238ZM244 2H246L245 0H243ZM251 1V0H250ZM253 1V0H252ZM254 1H256V0H254ZM37 2V0L35 1H33L32 3L30 2V3H28V4H26L25 5V3L23 4L24 6H21L20 7V9H19V11L18 12H16V13H13L12 15H8L7 14V10H2L1 12H0V97L1 98H3V101L5 102V107H1L0 108V120L3 118V120L4 119H9V120H11V121H18V123H20V122H27V126H29L30 125V123H28L29 121L32 123L31 124V126H30V128L31 127H35V130H36V132H38V134L40 133V132H51L52 134L51 135H53V137H51V135H48V136H46V135H44V138H47V139H44V141H43V149H46L47 148V151H48V148L49 149H51V148H53V150L51 149V151H49V152H56V151H58L60 148H61V145L63 144V145H66V147L68 148V146H69V148H71L70 150H73V148L71 147L72 145H76L77 146V144L76 143H78V146L82 143V144H88V145H90L89 143H88V141L85 143H83V140L85 139V137H87V136H89L88 134H87V132H86V136H84V134L83 133H79V134H82V137H83V139H81L80 138V136H79V140H77V138L75 139V137H74V139H73V136L71 137L72 138V142H70L69 144L68 143H66V139L67 138H69L70 137V133L72 132V125H73V121H75V123H76V120L77 119H82L83 121H82V123H83V125H85V121L87 122V121H89V123H92V122H96V121H100V122H103V121H105L106 119H107V116L109 115V114H111V113H115L114 111L116 110V107L118 106L119 107V103H120V101H121V103L123 102V100L126 98V99H128V100H137L138 101V103L140 104V103H143V105L145 104L148 108H149V106H150V110H151V112H153L154 113V115H151L152 117L153 116H156V114H157V112L158 111H156L155 112V110L158 108V109H160V111L161 110H163L162 108L164 107V105L166 106V105H169V103L170 104H176L177 103V106H176V108H174L173 106V108H174V110L176 109V110H178V108H179V112L181 111V110H183V112L186 114V112H187V109H189V112L191 111L190 109L191 108H189L190 107V105L191 104H187L189 107L187 108V106L184 104V106L181 104L180 106L182 107V109H180V107H178V102H179V100H177L178 99V97H177V99H176V97H175V100H176V102H175V100L173 99V103H171V102H169L168 104H167V102H164L163 101V103H166V104H163L161 101V103H160V106L158 107V105H159V103H158V99H156L155 97L156 96H158V95H155V94H153L152 92H154L153 90H151V92L149 93V92H145V91H143V92H145V94H142L141 92H142V90H145L146 89V87L148 88V86H146L145 84H144V86L143 87H145V89H142V86L140 85L141 83H138L140 86L138 87V88H140V89H138L136 86L138 85L137 84V82H139L140 81V79H139V74H140V70H143L144 71V67L145 66H143L142 65V60L140 61V59H137V58H139L140 56H143V55H145V57H143V58H147L148 57V55H147V57H146V54H141V55H138L139 57H137V54L135 55L136 56V58L134 57H132V59H130L131 57H126L128 60H131L130 62H128V60H127V62H128V64L129 65H131V64H133V70L135 69V71H133V73H135V75L132 77V78H129V79H126L125 77L126 76H128V75H131V71H129L130 69H127L126 68V66H120V65H118L117 63L116 64H113V63H115L114 62V59L111 57V55H109L108 57H107V53H106V55L104 56L103 55V52L105 51V50H107V49H105V48H103L106 44L107 45H109L108 43H106V39L107 38H109V36H108V31L106 30V28H107V26H106V24H104V26H102V24H103V22H104V19H103V17H101V16H103L105 13H103V15H102V11H101V9H102V5H97V3H96V5L94 4V6L96 7V6H99V8H100V6H101V9H99V10H93V8H95L94 6H90V8H92V10H93V12L95 13L96 11H100V14H101V16H99V15H94V16H96L95 17V21L94 22H96L97 20H96V18H97V16L98 17H100V18H98V20L99 21H97L98 23L96 24V23H93V21L91 22V19L93 20L94 19V16H93V14L94 13H92L91 15H92V17L90 16V17H88L90 14L88 13V15H87V11H85L86 10V6H81V5H83L81 2H78V3H80V4H78V3H72V6H71V8H70V5H67L66 3H62V1L61 0H49V2L46 4V6H43V5H41L42 4V2H39V7H37L36 5L38 4V3H36ZM88 1H85V2H83L84 3V5H86V4H89V3H87ZM119 3H118V5H115V7H113V8H111L110 7V2L108 3V5H109V7L107 6V5H105V11H108V9H110L108 12H112V14L113 13H115V16H114V18H118L119 16V20L121 21H119L118 19H117V21L116 22H114L113 24L117 27L116 28V30H117V32L119 31V33H120V30L121 29H119V26L121 25V23H122V20H124V19H127V22L131 19V22H132V18H134L133 20H134V22H133V24H135L134 26L137 28V29H139V27L141 28V24H142V26L145 24L144 22H146L147 20H145L144 18H146V17H143L142 15L141 16H139V18H141V17H143V18H141V19H139L140 21H144L143 23H141L140 24V21L139 20H137V18L135 17V16H133V14L131 15L130 13H132V12H130L129 13V11L128 10H132L131 8H130V4L128 5V9H126V5L124 6V4L123 3H121V5H122V7H125L124 9H126L128 12H122L121 11V9H122V7L119 5L120 4V2H122V1H118ZM168 2H171L170 0L169 1H167L166 3H168ZM207 6H209V7H212L213 5H209V3H211V2H209L208 4L205 2V1H203ZM215 2V1H214ZM225 2V5H226V3H228L229 5H230V2H231V0L229 1V0H225L224 1ZM233 3H235L234 2V0L232 1ZM232 2H231V5L229 6V7H231V11H228L229 10V7H228V5H226V7H228V12H225V10H224V12H225V14L226 13H229V12H231V13H229V15L227 14V16L225 17V16H223V17H225L226 19H228L229 18V20H231V21H228V22H226V21H222L221 23L220 22H217V23H220L221 25H222V27H223V29H221L222 27H220L221 25L220 24H217V23H214L216 26L217 25H219L218 27H220V29H219V31L221 30H228V33H229V31L232 33H230L232 36H234V35H236L235 37H237L239 34L238 33H243L244 34V32L245 31H249L252 27H251V25H253V26H255V24L256 23H254L253 24V22H252V20L250 19V17L252 18V12L251 13H247V11H245V13L243 14V13H240V14H238L240 11H238V13L237 14H234V15H232L233 13H236L237 11H234L233 12V4H232ZM257 2V1H256ZM256 2H253V3H256ZM222 3H223V1H222ZM238 3V4H239ZM260 3H262V4H260ZM260 6H263L264 7V5H263V3H264V0H262V1H260ZM65 5V7L66 6H68L69 8H70V10H71V12H70V10H69V8H65L64 7V5ZM77 6V4H78V6L80 5L81 7H76L77 8V10L78 11H76V9H75V6ZM93 4V3H92ZM91 4V5H92ZM148 4V2L146 3V5ZM154 4V3H153ZM153 4H152V2H150V4L148 5V8L149 9H153L152 10V12H151V14L152 13H154L155 11H157V10H159V9H157L158 7H156V6H158L157 4H154V7H152L153 6ZM204 4V9H202V7L203 6H201L200 4L199 5H197V6H199V10L200 9H202L203 11H205V12H203L204 14H206V8H205V5ZM212 4H213V2H212ZM217 4V3H216ZM221 4V3H220ZM259 4H252V5H258L257 7H256V9L254 8V12H253V14L255 13V11L256 12H258L257 14L258 15H263L264 14V9H263V7H262V10H261V8H260V6H259ZM63 5V6H62ZM142 5V4H141ZM141 5H139L138 4V7L137 8H139V9H143L144 8V6H143V8H141V7H139V6H141ZM169 7H171L169 4H167ZM217 5H219V4H217ZM224 4H223V6H225ZM239 5H241V4H239ZM243 5V4H242ZM241 5V6H242ZM26 6H28L29 7V10H27L26 9ZM89 6V5H88ZM244 6H246V9H247V7H248V10L251 8V7H253V6H249V4H248V6H247V3H245V5ZM64 7V8H63ZM83 7H85V8H83ZM108 9H107V8ZM121 7V9H119ZM131 7H134V5H132ZM162 7H166V6H162ZM208 7V8H209ZM255 7V6H254ZM34 8H37V10H34L33 11V9ZM63 8V9H62ZM73 8H74V10H73ZM80 8V9H79ZM82 8L84 9L83 11H85V13H86V15H87V17L84 15V12L83 11H81L82 10ZM97 8V7H96ZM95 8V9H96ZM103 8H104V6H103ZM160 8H161V6H160ZM213 8H215V5L212 7V9ZM234 8H236V7H234ZM245 8V7H244ZM258 8H259V10H258ZM89 9V8H88ZM166 9V8H165ZM169 9V8H168ZM172 9V8H171ZM171 9H170V11H171ZM211 9V8H210ZM209 9V10H210ZM224 9V8H223ZM237 9V8H236ZM68 10V11H67ZM72 10H73V12H74V14H73V12H72ZM90 10V9H89ZM92 10H90V11H92ZM104 10V9H103ZM155 10V11H154ZM161 11H162V9H160ZM159 10V11H160ZM237 10H239V9H237ZM242 10H245V9H243L242 8ZM66 13H65V12ZM79 11H81V13H83V14H81ZM133 11H134V9H133ZM151 11V10H150ZM154 11V12H153ZM159 11H157V13H156V15H158L157 16V18L159 17V14H161V13H158ZM167 12L166 11V14H173V13H171V12ZM214 12H212V10H211V12L208 14V12H207V14H206V16L208 15H210L211 13H215V9L213 10ZM251 11V10H250ZM89 12V11H88ZM165 11H163V13H164ZM233 12V13H232ZM244 12V11H243ZM64 13H65V16H64ZM69 13V14H68ZM77 13V14H76ZM125 13V14H124ZM127 13H129L130 14V16H132V17H130V16H128V14ZM218 13L219 12H217V15H216V13L213 15V14H211V16H212V18L213 17H218L219 15H218ZM70 16V14L72 15L68 20H69V24H71L72 23V26H74L75 24H73L76 20H77V18L78 17H76V16H80L79 14H81V16L84 18H81V24L80 25H82L81 26V29H79L78 27H79V25H75L76 27V30L75 29H73L74 27H72L71 25L69 26V24L66 26V24H67V21L65 22V17L67 16V17H69L68 15ZM76 14V15H75ZM107 14V13H106ZM109 14V13H108ZM126 14H127V16H126ZM142 14H144V13H142ZM151 14L149 15V14H145L146 16L148 15V16H150V18H148V21H149V24H151V22L153 23V24H155V22L156 21H154L155 19H152V18H154L153 16H152V18H151ZM155 14V13H154ZM153 14V15H154ZM223 15H225L224 13H222ZM75 15V16H74ZM114 15V14H113ZM113 15H112V17H113ZM118 15V16H117ZM124 16V18H122L121 16ZM162 15V17L164 16V14H161ZM230 15H232V16H230ZM110 16V15H109ZM117 16V17H116ZM169 16V15H168ZM167 16V17H168ZM205 16V15H204ZM203 16V17H204ZM108 17V16H107ZM130 17V18H129ZM161 17V16H160ZM202 17V18H203ZM240 17H242V18H240ZM263 17V16H262ZM76 19L74 22H70L72 19ZM91 18V19H90ZM109 18V17H108ZM121 18H122V20H121ZM169 18H170V16H169ZM168 18V19H169ZM171 18H172V16H171ZM225 18H222L223 20H225ZM247 19L246 21H247V23H245L246 21L244 20V19ZM103 19V20H102ZM113 19V18H112ZM136 19V20H135ZM153 21H152V20ZM159 19V18H158ZM203 19H205V22H206V17L205 18H203ZM207 19H209L208 17H207ZM151 20V21H150ZM165 20V19H164ZM211 20V21H210ZM209 21L211 22V23H213L212 21L214 20H212V19H210ZM238 20H239V24H238ZM242 20H244V21H242ZM102 21V23H99V22H101ZM135 21H136V23H135ZM137 21H139L138 23L140 24V26L138 27V23H137ZM204 21V20H203ZM243 22V24H242V26H240V28H241V30H240V28H239V26L238 25H240L241 24V22ZM262 21H264L263 19H262ZM77 22H79V20L77 21ZM118 22H120V24H118ZM130 22V21H129ZM130 22V23H131ZM159 22V21H158ZM227 23L228 24V26L230 27H228L227 25H224L223 23ZM230 22V23H229ZM251 22H252V24H251ZM124 23H126V21H124ZM124 23H122V26H123V24ZM148 22H146V25H148L147 24ZM208 23V20H207V22H206V24ZM258 23V22H257ZM93 24H95V25H93ZM117 24V25H116ZM137 24V25H136ZM210 24V23H209ZM251 24V25H250ZM126 25V27H129V26H127L128 24H125ZM130 25V24H129ZM132 25V24H131ZM131 25H130V27H131ZM98 26H100V27H98ZM105 26H106V28H105ZM109 26V25H108ZM114 26V27H115ZM133 26V25H132ZM224 26H226L225 28H227V29H224ZM236 26H238L237 28H236ZM257 26V25H256ZM72 27V29L75 31V33L74 32H70L71 30H70V28ZM104 27V28H103ZM124 28H125V26H123ZM123 27H120V28H122V32L123 33H120V34H118L117 32V34L118 35H122V34H124V32L126 33V31H129V29H131L130 30V32L132 31V33L134 32V31H136L137 29L135 28V27H129V29L128 28H126V30L125 29H123ZM251 27V28H250ZM259 27H261V26H258V29H260ZM103 29L102 31H103V33H101L100 31H101V29ZM113 28V27H112ZM135 29V30H133V29ZM215 28V27H214ZM214 28H212V32L213 33H216V31H215V29ZM236 28V29H235ZM250 28V29H249ZM80 30V32H81V34L79 35V31L77 32V30ZM86 29V30H85ZM107 29H109V28H107ZM128 29V30H127ZM230 29V30H229ZM238 29V30H237ZM256 27L254 28L253 27V30H250V31H257L258 29H256ZM83 30H85L86 32H83ZM104 30H106V31H104ZM125 30V31H124ZM261 30V29H260ZM263 30H264V27H263ZM204 31V30H203ZM220 31V32H221ZM232 31H236V33L238 34H236V33H234V32H232ZM194 32V31H193ZM264 32V31H263ZM69 33H72V34H70L69 35ZM129 33V32H128ZM134 33H137V31L136 32H134ZM202 33V32H201ZM223 33V32H222ZM225 33V36H226V31L224 32ZM227 33V34H228ZM73 34H77V35H73ZM202 34H204V33H202ZM206 34V33H205ZM210 34H212V33H210ZM229 34V35H230ZM234 34V35H233ZM246 34V33H245ZM263 34V33H262ZM117 35V36H118ZM208 35H209V33H208ZM216 35V34H215ZM218 35V34H217ZM226 36V38L227 37H230V39L232 40V38H231V35L230 36ZM247 35V34H246ZM249 35V34H248ZM104 36H106V37H104ZM190 36H192V35H190ZM194 36V35H193ZM205 36V35H204ZM214 36V34H212V37ZM219 36V35H218ZM221 36H223L224 37V35H222L221 34ZM221 36H219V39H222V38H220ZM255 36V39H257L256 38V36L257 35H254ZM263 36V38H264V35H262ZM111 37V36H110ZM114 37V38H113ZM113 37H111V38H113V39H110L111 41H112V43H113V41H114V44H116V39H115V36H113ZM119 37V36H118ZM188 37V36H187ZM211 37V38H212ZM215 37V36H214ZM213 37V38H214ZM217 37V36H216ZM215 37V38H216ZM241 37V36H240ZM121 38H123V37H121ZM120 38V39H121ZM210 38V36L209 37H207V39H206V37L204 38V40L206 39L207 41L206 42H204V43H202V45L201 46H204L205 47V45L207 46L208 45V48H209V46L212 48L213 46H217V44L219 43V44H221V41H216L215 39H213V41H212V39L210 40L209 39ZM226 38H225V40H226ZM243 37H241L240 39L242 40V42H243V39H242ZM246 38H247V36H246ZM248 38H251V37H248ZM253 38V37H252ZM251 38V40L250 39H248V41L250 40V42L254 39H252ZM259 39H260V37H258ZM262 38V37H261ZM124 39V38H123ZM200 39H202V37H200ZM209 39V40H208ZM217 39V38H216ZM229 39V38H228ZM227 39V40H228ZM234 39H237V38H234ZM239 39V38H238ZM259 39L257 40V41H259ZM107 40H109V39H107ZM203 40V41H204ZM224 40V42H226ZM262 40H264V39H262ZM121 41H122V39H121ZM201 41V40H200ZM199 41V42H200ZM223 41V40H222ZM229 41V40H228ZM235 41H237V40H234V42ZM244 41H245V38H244ZM246 41H247V39H246ZM244 42V43H247V42ZM161 43H162V41H160ZM176 42V41H175ZM182 42H184V41H182ZM232 43H233V41H231ZM239 42H240V44L242 43L240 40H239ZM250 42H248V45H249V43ZM256 42V41H255ZM255 42L254 43H252V44H255ZM264 42V41H263ZM261 43V41H259V42H257V43H260V46H255V45H251V47H253L254 46V48L255 49H257L256 47H263L264 46V43ZM120 43H122V42H120ZM127 43V42H126ZM126 43L124 44V45H126ZM173 43H174V41H173ZM186 43V42H185ZM223 43V42H222ZM227 43V42H226ZM230 43V45H228L229 46V48L228 47H224V48H227V50L228 49H231V48H233V47H235L238 43ZM163 45H165L164 43H162ZM176 44V47L177 46H179L178 44H179V42L178 43H175ZM214 44H216V45H214ZM224 44V43H223ZM222 44V45H223ZM239 44V45H240ZM251 44V43H250ZM120 45V44H119ZM184 45V44H183ZM226 45V46H227ZM263 45V46H262ZM116 46V45H115ZM121 46V45H120ZM185 46V45H184ZM223 46H225V45H223ZM230 46H231V48H230ZM242 46L243 45H241L240 47L237 45V48L235 49H233V50H231V52H229V51H227L226 50V52H229V54L230 55H232L233 53V51L234 50H237L236 51V53L234 52V56L232 55V58H233V60L231 61V59H230V61H228V62H233V64H234V61L235 62H237L239 59H240V62H241V60L243 59V58H245L246 56H251V55H255V56H251L252 58L254 57H256V58H258V57H260L261 58V56L264 54V50H262V49H264V48H260L261 49V52L263 53L261 56H258L257 54H261V52L259 53V49L256 51V50H253V48L251 49V47L250 48H248V46H247V48L245 47V49H243V50H239V49H241L242 48ZM250 46V45H249ZM102 47V48H101ZM127 47V46H126ZM186 47H188V46H186ZM190 47V46H189ZM198 47V46H197ZM244 47V46H243ZM105 49V50H102V51H100L99 49ZM110 48H112L113 50H114V47H113V45H112V47H110ZM130 48V47H129ZM181 48V46L178 48V49H180ZM208 48H207V50H208ZM223 48V47H222ZM112 49H111V51H112ZM115 49H116V47H115ZM117 49H119V48H117ZM123 49H125V47H123L122 49H120V50H117V51H120L119 52V55L120 54H122L123 53ZM177 49V50H178ZM185 49H187V48H185ZM189 50V52H190V48H188ZM201 49V48H200ZM205 48H203V50H204ZM182 50V49H181ZM192 50V49H191ZM202 50V49H201ZM202 50V51H203ZM212 50V49H211ZM211 50H209V51H211ZM239 50V51H238ZM116 51V50H115ZM115 51H112V52H115ZM126 51H127V49H126ZM187 51V50H186ZM196 51H198V50H195V52ZM201 51V52H202ZM206 51V50H205ZM245 52V54H248V55H245L244 54V52ZM106 52H108V51H106ZM188 52V53H189ZM201 52H200V55L202 56V54H201ZM237 52H243L242 54H244L243 56H242V54L240 55L239 53V55H240V57H239V55L237 56ZM248 52V53H247ZM255 52H257V53H255ZM144 53V52H143ZM187 54V52H184V54ZM191 53H192V51H191ZM191 53H189V54H191ZM198 52H196V54H197ZM232 53V54H231ZM114 54V53H113ZM125 54V52L123 53V55ZM127 54V53H126ZM193 54H194V52H193ZM227 54V53H226ZM228 54V55H229ZM236 54V55H235ZM119 55H117V57H119ZM257 55V56H256ZM104 56V57H103ZM115 56V55H114ZM121 57H123L124 58V56H122V55H120ZM126 56V55H125ZM134 56V55H133ZM186 56H190V55H186ZM192 56V55H191ZM190 56V58H192V59H194L193 57H191ZM194 56V55H193ZM195 56H199V55H195ZM117 57H116V59H117ZM121 57H119V59H121ZM226 57V56H225ZM229 57H231V56H229ZM115 58V57H114ZM126 58H125V60H126ZM142 58V59H143ZM179 58V57H178ZM180 58H182V57H180ZM184 60L185 61H187V58L184 56ZM197 58V57H196ZM199 58V57H198ZM212 58V57H211ZM236 58V60H234ZM242 58V59H241ZM248 58V57H247ZM171 59V58H170ZM189 59V58H188ZM200 59V61H201V58H199ZM199 59L197 60V59H194V60H196V62H198L199 61ZM213 59V58H212ZM249 59H251L250 57H249ZM249 59H247L248 61H249ZM124 60V59H123ZM174 60H176L175 58L173 59V62H174ZM194 60H193V62H194ZM244 60V59H243ZM242 60V61H243ZM246 60V61H247ZM253 60H255V59H253ZM258 60H259V58H258ZM263 59H261V61H262ZM121 61V60H120ZM189 61V60H188ZM191 61V60H190ZM220 61V60H219ZM126 62V63H127ZM183 62V61H182ZM181 62V63H182ZM202 62V61H201ZM201 62L199 63L198 62V64H201ZM203 62H206V61H203ZM202 62V63H203ZM211 62V61H210ZM215 62H216V60H215ZM250 62H251V64H253V68H254V61L252 62L251 60H250ZM187 63V62H186ZM195 63V62H194ZM224 63H227V62H224ZM243 63H244V61H243ZM248 63V62H247ZM247 63H246V65H247ZM259 63H261L260 61H259ZM259 63H257V61H256V65H255V67H257V64L259 65ZM262 63H264V62H262ZM124 64V63H123ZM182 64H184V62L182 63ZM197 64V63H196ZM230 64H232V63H230ZM233 64H232V67H233ZM240 64H242V63H240ZM248 64H250V63H248ZM236 65V66H235ZM237 65H239L238 64V62L236 63V64H234V66L235 67H237ZM262 65V64H261ZM259 66L260 67V71L261 70H263V68H264V65H262L263 66V68L261 69V67L262 66ZM227 66L228 67H230L231 65H228L227 64ZM240 66V65H239ZM237 67V68H235L236 70L238 69L239 70V68H241V67ZM241 66H245V65H241ZM249 66V65H248ZM252 66V65H251ZM174 67L176 68V64L174 65ZM178 67H180V66H178ZM177 67V68H178ZM226 68V70H224L223 72H225V71H227L228 72V70H229V68ZM232 67H230V69H234V68H232ZM131 68V69H132ZM234 69V70H235ZM242 69V68H241ZM240 69V70H241ZM244 69H245V67H244ZM250 69V68H249ZM252 69V68H251ZM255 69V68H254ZM258 69V68H257ZM102 70H106V74H102L101 73V71ZM175 70H179V68L178 69H175ZM175 70L173 69V71L175 72ZM231 70V71H232ZM240 70L238 71V72H240ZM246 70H247V68L245 69V71H243V70H241V73L243 74V72L245 73L246 72ZM259 70V69H258ZM190 71V70H189ZM202 71H204V70H202ZM206 71V70H205ZM243 71V72H242ZM251 70H248V72H250ZM260 71H258L259 72V74L258 75H260V76H262L263 75V72L261 73ZM178 72V71H177ZM193 72H195L196 73V70H194ZM207 72V71H206ZM233 72H235V71H233ZM233 72L231 73V74H233ZM237 72V71H236ZM252 73H253V71H251ZM93 73H96V80H97V83H96V85H94V83H92V81H91V76H92V74ZM187 73H189L188 71H187ZM194 73V74H195ZM198 73H200L199 71H198ZM204 72H201V74H203ZM240 73V74H241ZM252 73H251V76H252ZM257 72H256V70H255V74H256ZM206 74V73H205ZM204 74V76H208L209 77V79H211L210 78V76L212 75V73L210 74V76L208 75V73H207V75H205ZM221 73H219V75H220ZM227 74V73H226ZM231 74L229 73L228 75H229V78L231 77ZM235 74V73H234ZM254 74V73H253ZM213 75H218V74H215V73H213ZM218 75V76H219ZM222 75H225L224 73L223 74H221V76ZM228 75H225V76H227L228 77ZM201 76V75H200ZM204 76H201V78L202 77H204ZM218 76H214L215 78H216V80H215V78H214V80L215 81H217V79H219L218 78ZM221 76H219L220 78H221ZM225 76L224 77H222V78H224V81L227 83V81H228V83H229V80H228V78H226L227 79V81L225 80ZM234 76V75H233ZM243 76V75H242ZM242 76H241V79H242ZM248 76V75H247ZM208 77H204V78H208ZM237 77H238V75H237ZM236 76H234L233 78L234 79H236L237 78ZM240 77V76H239ZM245 77H246V75H245ZM244 76H243V78H245ZM253 77V76H252ZM255 77V76H254ZM204 78H202L204 81H206ZM221 78V82H218V83H221V86L219 87L218 86V89L219 88H223L222 87V85H223V79ZM232 78V77H231ZM230 78V79H231ZM259 78V76L257 77V79ZM262 78V77H261ZM138 81H137V80ZM208 79V80H209ZM213 79V78H212ZM234 79H231V80H234ZM240 79V78H239ZM250 79H252V78H250ZM260 79V78H259ZM263 79H264V77H263ZM207 80V81H208ZM213 80V81H214ZM237 80V79H236ZM248 80H249V78H248ZM253 80V79H252ZM252 80H250V81H252ZM137 81V82H136ZM204 81L202 82V80H201V82L204 84ZM206 81V82H207ZM213 81L211 82L212 84H209V83H206V84H209L210 85V87H211V85H214L215 84V82H214V84H213ZM235 81V80H234ZM238 81V80H237ZM240 81V80H239ZM243 81H245L244 79H243ZM242 80L240 81V83H242L243 82ZM255 81V80H254ZM264 81V80H263ZM142 82V84L144 83L143 81H141ZM146 82V81H145ZM224 82V83H225ZM253 82V81H252ZM262 82V81H261ZM197 83V82H196ZM217 83V84H218ZM227 83V84H228ZM239 83V84H240ZM245 83V82H244ZM246 83H247V81H246ZM264 83V82H263ZM198 84V85H197ZM196 85L198 86V87H200L201 88V90H202V85L198 82ZM206 84H204V85H206ZM231 85H232V83H230ZM234 84V86L232 85V87L234 88L237 84L234 82L233 83ZM248 84H250L251 86H252V84L249 82ZM248 84H244V86L245 85H248ZM260 84H262V83H260L259 82V85ZM216 85V84H215ZM231 85H224V86H226L227 88H223V90H228V87H230ZM254 85V84H253ZM257 85V83H255V86ZM258 85V86H259ZM206 86H208V85H206ZM238 86H240V85H238ZM243 86V85H242ZM258 86H256V87H258ZM197 87V88H198ZM210 87H205V88H210ZM254 87V86H253ZM256 87L255 88H253V89H256ZM261 87V86H260ZM199 88V89H200ZM238 88H240V87H238ZM242 88V87H241ZM245 88H247V86L245 87ZM262 88V87H261ZM213 89H214V91H215V87H213ZM213 89H211V91L213 90ZM216 89H217V87H216ZM235 89H237V87L235 88ZM260 88L258 87V90H259ZM140 90H141V92H140ZM205 90H206V93H208L207 91L209 90H207V89H204V91L202 92V93H204V95H202L203 97H206L207 95H206V93H205ZM220 90V89H219ZM230 91H231V88L229 89ZM243 90V89H242ZM248 90H250V89H248ZM258 90L256 89L255 91L257 92V94L259 93L258 92ZM49 94V96L48 95H45V96H48L49 98H45L44 97V94L46 93V92ZM233 91H235L236 92V90H233L232 89V91H231V93L233 92ZM239 91V90H238ZM237 91V92H238ZM241 91V90H240ZM240 91L238 92V94L240 93ZM244 92H241L242 93V95H240V96H242V98L244 97L243 96V94L245 93V91L246 90H243ZM254 91V90H253ZM260 91V93H262V91H264V90H259ZM215 92H217V91H215ZM221 92L222 91H220V94L219 95H221ZM247 92V91H246ZM146 93H148L147 95H146ZM209 93H211L210 92V90H209ZM217 93H219V92H217ZM225 93H228V92H225ZM250 93V92H249ZM155 96H153V95ZM216 94V93H215ZM214 92H213V96H208V99H210L209 97H215L214 95ZM237 93H235L234 95H236ZM238 94H237V97H239L238 96ZM247 94H248V92H247ZM149 95H152V97H153V100H151L150 101V99H149ZM177 95V94H176ZM206 95V96H205ZM211 95V94H210ZM217 95V94H216ZM234 95H232V97L234 96ZM252 95V94H251ZM251 95H249L250 97H251ZM256 95V94H255ZM258 95H260V94H258ZM257 95V96H258ZM162 95H160V97H161ZM173 96H175V95H173ZM173 96H171L172 98H173ZM179 96V98H180V95H178ZM226 96L228 97V94H226ZM229 96H230V93H229ZM264 95H262L261 97H263ZM152 97H150L151 99H152ZM159 96L157 97V98H160ZM162 97H164V96H162ZM231 97V96H230ZM245 97H248V95L246 96L245 95ZM250 97L248 98L249 100H251L250 99ZM259 98H258V101H259V99L262 101V98L260 97V96H258ZM130 98V99H129ZM212 98V99H213ZM242 98H239V99H242ZM264 98V97H263ZM46 99H48L49 101H46ZM157 101H155V100ZM163 100L165 99V98H162ZM161 99V100H162ZM166 99H167V97H166ZM171 98L169 97L168 98V100L167 101H169ZM182 99V101H186L187 102V100H186V98L184 99V98H180V100ZM184 99V100H183ZM194 99V98H193ZM203 99V98H202ZM205 99V98H204ZM207 99V98H206ZM218 99V98H217ZM228 100H230V98H227ZM225 100V101H228V100ZM234 99V98H233ZM255 99V98H254ZM254 99L252 100L254 103H255V101H256V99H255V101H254ZM237 100V98H236V96H235V101ZM246 99H244V101H245ZM172 101V100H171ZM193 101V100H192ZM194 101H195V99H194ZM203 101V100H202ZM258 101H256V103L255 104H258L257 102ZM196 102V101H195ZM231 102V101H230ZM239 102V101H238ZM248 100L247 101H245V105H247L248 106V108L250 107V103H251V101H249L248 103ZM158 103V104H157ZM180 103H181V101H180ZM185 103V102H184ZM188 103V102H187ZM189 103H191V102H189ZM197 103V102H196ZM233 102H231V104H232ZM241 103V102H240ZM253 103V104H254ZM260 103V102H259ZM262 103H264V102H262ZM262 103H260V105L262 104ZM119 104V105H118ZM195 103H193V105H194ZM234 104H236V102L235 103H233L232 105H234ZM238 104V103H237ZM236 104V113H234V110L235 109H232V107L231 108H229V106H228V109H227V111L230 109V112L232 111L233 112V114L235 115V117H236V114L238 115L239 114V112L238 111H240V114L242 113V111L239 109V107H241V106H238ZM252 104V103H251ZM122 105V104H121ZM145 105H144V107H145ZM196 105V104H195ZM195 105H194V107H195ZM202 105V104H201ZM201 105H199L200 107H198L197 108V110H200V108L201 109H203L202 107H201ZM229 105V104H228ZM240 105V104H239ZM244 105V106H245ZM155 106V108H152V107H154ZM161 106H163V107H161ZM185 106H186V108H185ZM197 106V105H196ZM203 106V105H202ZM206 106V105H205ZM238 106V107H237ZM247 106H245V107H247ZM258 106H259V104H258ZM261 106H264V104H262ZM169 107V106H168ZM170 107H171V105H170ZM204 107V106H203ZM219 107V106H218ZM216 108V106H215V108L216 109H220V108ZM235 107V106H234ZM255 107V106H254ZM257 107V106H256ZM148 108H145V109H143V114H145V113H147L146 115L148 116V118H149V116H150V114H151V112L149 111V109ZM166 108V107H165ZM164 108V109H165ZM183 108H185V109H183ZM207 108H210V107H207ZM215 108H214V110H215ZM237 108H238V111H237ZM247 108V110H248V112H253L254 114L257 112L258 113V111H256V112H254V110H249ZM251 109H253L252 108V106L250 107ZM55 109V110H54ZM153 109V110H152ZM168 109V108H167ZM171 108H169V110H170ZM194 109V108H193ZM206 109V108H205ZM232 109V110H231ZM245 109V108H244ZM262 109H264V107L262 108ZM146 110V111H145ZM166 110V109H165ZM165 110H163V111H165ZM171 110H173V109H171ZM173 110V111H174ZM206 110H208V109H206ZM211 110V113H213L212 112V109H210ZM226 110V109H225ZM246 110V109H245ZM246 110V111H247ZM256 110H258V109H256ZM260 110H261V107H260ZM259 110V111H260ZM144 111H145V113H144ZM148 111L150 112L149 113V115H148ZM163 111H161V113L163 112ZM167 112H168V110H166ZM172 111V113L170 114L171 116L173 115V114H176L175 113V111L173 112ZM205 111V110H204ZM218 111H223L224 112V109L223 110H218ZM246 111H243V113H246V114H248ZM263 111V110H262ZM166 112V114H168L169 112H171V111H169L168 113ZM177 112V111H176ZM179 112H177V114H179ZM198 112V111H197ZM200 112H203L202 110L200 111ZM199 112V113H200ZM206 112V111H205ZM209 112V111H208ZM229 112V111H228ZM229 112V113H230ZM261 112V111H260ZM260 112H259V117L258 116H256V119H258V123H261L262 124V122H261V120H260V122H259V118L261 119V117H260ZM57 113H60L61 114V116L60 115H58ZM156 113V114H155ZM163 113H165V112H163ZM188 113V112H187ZM190 113H194L193 112V110H192V112H190ZM204 113V112H203ZM243 113H242V115H243ZM252 113V115L254 116V114ZM263 113V112H262ZM176 114V115H177ZM180 114H181V112H180ZM185 114H182V116L184 115L185 116ZM198 114V113H197ZM201 114V113H200ZM205 114H207V115H210V114H208L207 112L206 113H204V115ZM223 114H226L225 112L223 113ZM232 114V113H231ZM246 114H245V116H246ZM56 115H58V117H56ZM142 115V112H141V114H140V116L139 117H143V115ZM159 115H161L160 113L157 115V120L159 119V118H161V119H159V121L160 120H162L161 122H163V121H165V120H168V119H171L172 117H169L168 115H166V116H159ZM165 115V114H164ZM188 116L190 115V114H187ZM194 115V114H193ZM192 115V116H193ZM199 115V114H198ZM227 115H228V113H227ZM227 115H224V118H225V116L227 117ZM249 116H251V114H248ZM256 115V114H255ZM61 118H60V117ZM159 116V117H158ZM168 116V119H163V117L165 118V117H167ZM179 116V115H178ZM176 116V120L179 118V119H181V117L179 116ZM229 116H230V114H229ZM239 116V115H238ZM241 116V115H240ZM123 116H121V118H122ZM145 117V116H144ZM142 118V120H144L145 118L146 119H148L147 117H145V118ZM178 117V118H177ZM202 118L203 119V123H200V124H204V125H201V127H204L205 128V126H206V121L204 120V118L206 117V116H203V114L201 115V116H199L198 117V120H199V118ZM204 117V118H203ZM231 117V116H230ZM233 117V116H232ZM258 117V118H257ZM264 117V116H263ZM54 118H59V120L58 121H55V122H57L58 123V125L59 126H55L56 124H53V122H54ZM119 118V120H120V123H123V121L126 123L127 121H125V120H127V119H124V118ZM126 118V117H125ZM128 118V117H127ZM155 118V119H156ZM186 118V117H185ZM200 118V120H202ZM229 118V117H228ZM227 118V119H228ZM238 118H240V117H238ZM246 118H247V116H246ZM253 119H251L250 118V120H254L255 118L254 117H252ZM183 119V118H182ZM188 119V118H187ZM226 119V118H225ZM247 119H249V118H247ZM115 120H118V118L117 117H115ZM118 120V121H119ZM121 120H123L122 122H121ZM135 120H137V121H139L140 120V118H139V120H138V118L136 117V119ZM190 120H191V122L192 121H194L195 120V117H193V120H192V118H191V116H190ZM190 120L188 121V123L190 122ZM231 120V119H230ZM232 120H234V119H232ZM232 120L230 121V124H232L231 122H232ZM91 121V122H90ZM113 121H114V119H113ZM137 121H136V123H137ZM158 121V122H159ZM171 121V120H170ZM185 121H186V119H185ZM196 121V120H195ZM193 122V124L194 123H196V122ZM206 123H205V122ZM211 121V120H210ZM241 121V120H240ZM255 122H256V120H254ZM79 122H81V121H79ZM99 122V123H100ZM160 122V123H161ZM168 122H169V120H168ZM201 122V121H200ZM214 122V121H213ZM250 122V121H249ZM254 122V123H255ZM34 123H35V125H34ZM123 123V125H126V126H128L129 125V123ZM139 123V122H138ZM164 123V122H163ZM240 123H243V121L242 122H240ZM251 123H253V122H251ZM254 123H253V125H254ZM22 123H20V125H21ZM79 124V123H78ZM78 124L76 125V127H75V129L76 128H78L77 126H78ZM87 124V123H86ZM96 125L98 124V123H95ZM94 124V125H95ZM118 124L119 123H117V128H118V130H112V131H110V132H112L113 133V135L115 134V136L114 137H116V134L118 133V135L120 134H122V132H120L119 131V128L121 129V128H123L124 126L122 125V126H120V127H118ZM140 124V123H139ZM187 124V123H186ZM185 124V125H186ZM190 124V123H189ZM192 124V123H191ZM190 124V125H191ZM197 124V123H196ZM214 124V123H213ZM216 124V123H215ZM229 124V125H230ZM247 124V123H246ZM256 124V123H255ZM15 125V124H14ZM19 125V124H18ZM23 125V127L24 126H26V125H24V124H22ZM33 125V126H32ZM89 125H91V124H89ZM93 125V124H92ZM95 125V126H96ZM199 125V124H198ZM197 125V126H198ZM232 125H234V124H232ZM232 125H231V127H232ZM257 125V124H256ZM80 126H81V128H83L84 129V127L82 126V124H80ZM79 126V127H80ZM86 126V125H85ZM94 126V127H95ZM236 126V125H235ZM258 126V125H257ZM256 126V127H257ZM19 127V126H18ZM90 127V126H89ZM93 127V126H92ZM97 127V126H96ZM102 127V126H101ZM208 127V126H207ZM255 127V128H256ZM259 127V126H258ZM262 127V126H261ZM30 128H27V130L29 129V132H27V130H26V132L29 134L30 133ZM126 127H124V129H125ZM135 129H136V127H134ZM162 128V129H161ZM161 128H160V130L159 131H163V128H165L163 125L161 126ZM235 128V127H234ZM24 129H26V128H24ZM74 129V128H73ZM93 129V128H92ZM126 129H130V127H128V128H126ZM138 129V128H137ZM188 129V128H187ZM197 129H199V126L197 127ZM207 129V128H206ZM223 129H224V127H223ZM233 129V128H232ZM34 130V128H33V130H31V131H35ZM81 130V129H80ZM79 130V131H80ZM86 130H88V129H86ZM101 131H102V129H100ZM123 130V129H122ZM127 130V131H128ZM131 130V129H130ZM168 130V129H167ZM178 130V129H177ZM176 130V131H177ZM193 130H194V132H196V130H195V127H193ZM193 130H190L189 129V131L191 132L190 134H192L193 133ZM210 130V129H209ZM225 130V129H224ZM235 130V129H234ZM234 130H232V131H234ZM74 131V130H73ZM76 131V133H77V131L78 130H75ZM83 131V130H82ZM91 131V130H90ZM95 131H96V129H95ZM99 131V130H98ZM109 131H107V133L109 132ZM115 131H118L117 133H114ZM123 131H125V130H123ZM127 131H126V136L128 135V133H127ZM136 131H140L141 132V130H136ZM136 131H135V133H134V135H133V133L131 132V131H129V133L131 132L132 133V135H133V137L135 136V134H138V132L136 133ZM143 131V130H142ZM162 131L160 132V133H162ZM175 131V132H176ZM178 131H180V133H181V131H182V129L180 130H178ZM188 131V130H187ZM198 131V130H197ZM200 131V133H203L202 131H201V129L199 130ZM231 131V132H232ZM24 132L25 131H23V134H24ZM85 132V131H84ZM144 133H145V131H143ZM167 132V131H166ZM186 132V131H185ZM32 133V132H31ZM73 133V132H72ZM71 133V135H73ZM75 133V134H76ZM89 133V132H88ZM93 132H90L89 134H91L90 136V138L89 137H87V139L89 138L90 140L92 139V137L94 138V134H92ZM99 133V132H98ZM106 133V132H105ZM106 133V134H107ZM125 133V132H124ZM142 133V132H141ZM160 133H157L158 134V136H159V134ZM178 133V132H177ZM177 133H176V135H177ZM186 133H188V132H186ZM210 133V132H209ZM223 133H224V131H223ZM19 134L20 133H18V135L17 136H19ZM35 135H36V133H34ZM37 134V135H38ZM109 134V133H108ZM143 134V133H142ZM146 134V133H145ZM144 134V135H145ZM163 134V133H162ZM179 134V133H178ZM184 134V132H182V135ZM189 134V135H190ZM197 134H198V132H197ZM204 134V133H203ZM202 134V135H203ZM231 134H235V132L233 133H231ZM238 134V133H237ZM13 135V134H12ZM7 136V138H5V141H4V143H3V149L1 150V151H6V154H3V153H0V155L2 154V155H7V152H10L11 153V151L14 149V145H13V141H15V140H13V139H16V138H18V137H15L16 135H14V136ZM33 135V134H32ZM93 135V136H92ZM96 135H97V132H96ZM102 135H104V134H102ZM102 135H99L100 136V138H99V140H100V142H101V145H100V142H99V140H97L98 138H94V139H92L91 141H92V143L94 142L93 140H97L98 141V143H99V145L97 144V146H102V145H104L105 146V148H106V145H107V143H108V145H109V142H112L114 139H113V135L111 136L112 138H109V136H107L109 139H110V141L109 140H107V141H109V142H106V139H108V138H106V135H104L105 136V138L106 139H104V137L102 136ZM111 135V134H110ZM131 135V136H132ZM165 135V134H164ZM164 135H163V137H164ZM169 135V134H168ZM175 135V136H176ZM181 135V134H180ZM185 135V134H184ZM184 135H183V137H184ZM239 135H241L240 133H239ZM243 135V136H242ZM241 135V137H239V136H237V138L239 137V139L241 138L242 139V137H243V141H245L244 140V133ZM257 135H259V134H257ZM26 136V135H25ZM30 136V135H29ZM28 136V137H29ZM39 136H40V134H39ZM75 136V135H74ZM98 136V135H97ZM101 136L103 137V139L101 138ZM123 135H121V137H122ZM130 136V135H129ZM129 136H127V139H128V137ZM130 136V137H131ZM139 136V134L138 135H136V137H138ZM162 135H160V137H161ZM170 136V135H169ZM174 136V138H176ZM185 136H187V135H185ZM195 137L196 135H193L192 134V137ZM201 136V135H200ZM224 136H226V135H224ZM246 136V135H245ZM254 136V135H253ZM251 137L252 139L254 138V137ZM12 137H14V138H12ZM120 136H118V137H116V139L117 138H119ZM130 137H129V139H130ZM160 137H158L157 139H159ZM171 137V136H170ZM191 137V138H192ZM193 137V138H194ZM232 137V136H231ZM31 138V137H30ZM34 138H36V140H38V141H35V140H33ZM42 138V137H41ZM71 138L69 139V140H67V141H70L71 140ZM173 138V137H172ZM172 138H171V140L169 139V141H174L175 139L173 138V140H172ZM192 138V139H193ZM196 138V137H195ZM197 138H198V136H197ZM203 138H205V136L203 137ZM207 138V137H206ZM246 138V137H245ZM33 139L31 138L30 140H32V141H35V144L33 145V147L35 146V145H37V143L38 142H40V140L37 138V136L36 137H33ZM86 139V140H87ZM88 139V140H89ZM113 139V140H112ZM115 139V140H116ZM121 139V138H120ZM120 139L118 140V141H120ZM166 139V138H165ZM168 139V138H167ZM178 139V138H177ZM185 139V138H184ZM207 139H209V137L207 138ZM207 139H205L206 141H208ZM228 139H230V137L228 138ZM238 139V140H239ZM247 139H250V138H247ZM80 140H82L81 141V143H80ZM103 140H105L104 142L106 143H104V142H102ZM123 140L124 139H122V142H123ZM163 140V139H162ZM186 140L187 139H185V142H186ZM189 140V139H188ZM197 140H199V139H197ZM77 141H79V142H77ZM96 141V142H97ZM125 141H126V139H125ZM131 141H133L132 140V137H131V140H128V141H126L127 143H125V142H123L124 143V147H125V144H131L132 142ZM164 141V140H163ZM169 141H167L168 143H170ZM181 142H182V140H180ZM179 141V142H180ZM196 140L194 139L192 142H195ZM234 141H236V138H235V140ZM248 141V140H247ZM251 141H253V140H251ZM65 144H64V143ZM76 142V143H75ZM115 142V141H114ZM131 142V143H130ZM165 142H166V140H165ZM171 142V145L174 143H172ZM177 142V141H176ZM180 142V143H181ZM185 142H182V144L181 145H183L184 146V144H185ZM209 142V141H208ZM217 142V141H216ZM220 142V141H219ZM219 142H217V143H219ZM239 142V141H238ZM250 142V141H249ZM103 143V144H102ZM122 143V144H123ZM157 143V142H156ZM184 143V144H183ZM196 143V146H197V143H198V145H199V143L200 142H198V141H196L195 142ZM207 143V142H206ZM223 143H224V141H223ZM18 144V143H17ZM33 144V143H32ZM31 144V145H32ZM38 144H40V143H38ZM61 144V145H60ZM81 144V145H82ZM112 144H114V145H116L117 144V142L116 143H112ZM121 144V143H120ZM128 144V146H127V149H128V147L130 148V145ZM161 144H163V142L161 141L160 142V145ZM176 144V143H175ZM194 144V143H193ZM208 144V143H207ZM238 144V143H237ZM243 144V143H242ZM242 144L240 143V145L242 146ZM62 145V146H63ZM88 145H86V146H83V148L84 147H87L86 148V151H87V149L89 148V146ZM108 145H107V147H108ZM119 144H117V147H115V149L113 148L114 146L112 145H110L109 147H112L113 148V151H118V152H116V153H118V155H120V153L123 151L124 152V150H122L121 152L119 151L120 149H122V148H124V147H122L121 148V145L120 146H118ZM160 145H158V146H160ZM170 145V144H169ZM177 145V144H176ZM178 145H180V144H178ZM201 145H203V144H200L199 146H201ZM246 145V144H245ZM38 146V145H37ZM77 146V148L75 149L74 148V150L73 151H78V154L83 150V149H81V150H79V148H82V146H79L78 147ZM91 146V148H92V146H94V145H90ZM97 146H96V149L95 148H93V149H88L89 151H87V154H90L89 155V159H91L92 160V158H93V162H96L95 164H97V161H98V163H99V160H98V158H100L101 159V157H102V154H103V152H105V148H103L104 149V151H103V149H100V151L97 149ZM166 147H167V145H165ZM173 146V145H172ZM175 146V145H174ZM187 146H188V150L189 151H191L192 152V150H193V148H191V150H190V148H189V144H187ZM206 145H204V147H205ZM238 146V145H237ZM11 147H13V149H11ZM36 147V146H35ZM34 147V148H35ZM58 147H60L58 150H57V148ZM95 147V146H94ZM103 147V146H102ZM108 147V148H109ZM120 147V149H118ZM161 147H163V146H161ZM160 147V148H161ZM165 147V148H166ZM171 147V146H170ZM192 147V146H191ZM203 147V146H202ZM236 146H234V148H235ZM31 148V147H30ZM39 148V147H38ZM37 148V149H38ZM41 148V147H40ZM68 148V149H69ZM101 148V147H100ZM117 148V149H116ZM164 148V147H163ZM168 148V151H169V147H167ZM177 148H181V147H177ZM197 148V147H196ZM206 148H207V146H206ZM261 148H263V147H261ZM36 149V148H35ZM35 149H33V151L30 149V150H28L29 152L30 151H32L33 152V154L32 155H28V158L27 157H25V156H27V155H24V158H26L25 159V161H24V158L23 159H21L20 161H23L24 162V165L26 164V166H27V164H29L28 163V161H33V160H30V157L31 156H34L35 154L38 156L39 154H37V153H34V151L36 152V150ZM171 149H172V147H171ZM174 149H176V148H174ZM186 149V148H185ZM195 149V148H194ZM220 149H222V148H220ZM251 149V148H250ZM11 150V151H10ZM42 150V149H41ZM64 150H67V149H64ZM85 150V149H84ZM83 150V151H84ZM161 150V149H160ZM163 150V149H162ZM165 150V149H164ZM163 150V151H164ZM187 150V151H188ZM197 150H198V148H197ZM199 150H201V148L199 149ZM202 150H203V148H202ZM204 150H205V148H204ZM208 150V149H207ZM230 150H232V149H230ZM229 150V151H230ZM254 150V149H253ZM60 151H62V150H60ZM81 152L79 155L78 154H73V156L75 155V157H77V155H78V157H80V158H78L77 157V159L79 160L80 159V161L79 162H83V160H81V158H84L85 160H88V159H86V158H88V157H86V155H85V153H86V151H84V152ZM103 151V152H102ZM109 151V150H108ZM107 151V154H105V155H109L108 153H110V156H111V153H113L111 150V152H108ZM171 151V150H170ZM32 152H30V153H28V154H31ZM39 152V151H38ZM41 152L42 151H40V154H41ZM45 152H46V150H45ZM43 153L45 156H50V155H46V153L48 154V152H46V153ZM100 152H102V154H101V157L99 156L100 155ZM120 152V153H119ZM125 152H127L128 153V150L127 151H125ZM159 152V151H158ZM165 152H167V150H165ZM183 152H186L185 150L184 151H182V154H183ZM190 152V153H191ZM194 152H195V150H194ZM203 152V151H202ZM207 152V151H206ZM206 152H205V154H206ZM264 152V151H263ZM60 153V152H59ZM83 153H84V155H83ZM115 153V152H114ZM115 153V155L117 156V154ZM159 153H161V151L159 152ZM164 153V152H163ZM162 153V154H163ZM181 153V152H180ZM209 153V152H208ZM207 153V155L209 156V154ZM42 154V155H43ZM54 155L52 156H50L51 158H50V161L52 160V158H53V160H52V162H54V164L52 163V162H49L48 164L49 165H47L48 167H46V165H45V169L46 168H48L47 170H46V172H45V169L44 170H42V167H43V165H42V163H41V165H42V167H40V168H38V170L37 171H35L36 172V174L35 173H31L33 170H29L27 167H26V169L27 170H29L28 172H27V170L26 171H24V172H22L23 170H25L24 169V167L22 168L23 170H21V172H22V177H24V178H22L21 176H20V180L21 181H23V179H24V181H25V183H24V181L22 182V184H23V187H24V185H26V182H28L29 181V178H30V176H29V178L27 179L28 181H26V179L25 178H27L28 177V174H32L33 176H31L32 177V179H33V181H34V179H35V183H36V185H38L37 183L40 181V183H41V181L42 180H44L43 178H45V177H50V179H49V181H50V183L51 182H55L56 181V179H58V178H56L55 177V174H57L56 173V170L58 171V172H60L62 169H60V171L58 170L59 169V167L57 168L56 166H58V164L57 163H61V161H62V159H63V156L61 157V156H58V154L57 153H53ZM124 154V153H123ZM122 154V155H123ZM168 154V153H167ZM181 154V155H182ZM192 154H193V152H192ZM191 154V156L190 157H192L193 155ZM196 154V153H195ZM200 154V153H199ZM202 154V153H201ZM203 154H204V152H203ZM8 155H11V154H8ZM5 156V157H7V160H8V157L10 158V156ZM81 155H83L82 157H81ZM91 155H93V157L91 156ZM114 157H115V155L114 154H112ZM170 155V154H169ZM172 155H175L174 153L173 154H171L170 155V158H169V160L171 159L172 160V158H171V156ZM197 155H198V153H197ZM40 156V155H39ZM38 156V157H39ZM72 156V157H73ZM86 158H85V157ZM88 156V155H87ZM158 156V155H157ZM161 155H159V157H160ZM168 155H166V156H164V157H167ZM176 156H177V154H176ZM176 156H174V157H176ZM185 156V155H184ZM183 156V157H184ZM231 156H233V155H231ZM5 157H2L3 159H5ZM38 157H35L36 158V160H37V162H39V160H41V159H38ZM41 157V156H40ZM57 157H61V158H57ZM112 157V156H111ZM123 157H124V155H123ZM163 157V158H164ZM173 157V156H172ZM173 157V158H174ZM187 157V156H186ZM194 157H196V156H194ZM33 158V157H32ZM31 158V159H32ZM49 158V157H48ZM55 158V159H54ZM108 158H110V157H106L105 159H104V157L102 158V159H104L105 161H107V159ZM116 158V157H115ZM119 158H120V156H119ZM156 158V157H155ZM158 158V157H157ZM156 158V159H157ZM193 158V157H192ZM1 159V158H0ZM2 159V161H4L3 162V164L4 163H7V160H6V162H5V160H3ZM42 159H43V156H42ZM57 159V160H56ZM95 159V160H94ZM113 159V158H112ZM121 159V158H120ZM120 159H119V161H120ZM125 159V158H124ZM155 159V160H156ZM176 159V158H175ZM184 159H185V157H184ZM194 159H196V158H193V161H194ZM35 160V161H36ZM44 161L46 160L45 158L43 159ZM49 160V159H48ZM57 162H56V161ZM64 160V159H63ZM104 160H100V163H102V164H100V167L99 168H101V170L102 171H105L104 170V167L106 166V165H108V164H105V162H104ZM167 160V159H166ZM169 160H167V161H169ZM178 160V159H177ZM181 160H182V158H181ZM1 161V162H2ZM42 161V160H41ZM40 161V162H41ZM71 161V159L69 160V161H67V162H70ZM76 161V159L74 160V162ZM90 161V160H89ZM88 161V164L90 165V162H92V161H90L89 162ZM102 161V162H101ZM109 161V160H108ZM112 161H114V162H116L115 160H112ZM119 161H117L118 162V164H121ZM156 161H159V160H156ZM174 161V160H173ZM176 161V160H175ZM179 161V160H178ZM184 161V160H183ZM192 161V162H193ZM12 163L13 165H14V167H17L16 165L17 164H15V163H13L12 161H9V163ZM46 163H47V160L45 161ZM73 162V161H72ZM73 162V165L75 164ZM86 162V161H85ZM103 162H104V164H105V166H101V165H103ZM114 162L112 163V164H114ZM151 162H152V160H151ZM170 163H171V161H169ZM169 162H167V163H169ZM18 163V162H17ZM21 163V162H20ZM19 163V164H20ZM33 163V162H32ZM54 165H52V164ZM76 163H77V161H76ZM87 163V162H86ZM109 163V162H108ZM157 163H159V162H157ZM163 163H165V161L164 162H162L161 164L163 165ZM169 163V164H170ZM175 163H177V162H175ZM175 163H173V164H175ZM2 164V163H1ZM0 164V165H1ZM2 164V165H3ZM38 164V163H37ZM43 164H44V162H43ZM72 164V163H71ZM82 164H85V163H82ZM87 164V165H88ZM98 164V165H99ZM152 164H154L153 162L151 163V165ZM179 164H182L183 165V163H179ZM2 165L0 166L1 168H0V171H1V169H2ZM23 164L21 163V166H22ZM40 164H38V166H39ZM63 165V164H62ZM75 165H77V164H75ZM74 165V166H75ZM88 165V166H89ZM114 165H116V164H114ZM176 165V164H175ZM174 165V166H175ZM5 166H8L7 164H4L3 165V167H5ZM10 166H11V164H10ZM19 166V165H18ZM30 166L32 167V166H37V165H35V164H31L30 163ZM52 166V168H50ZM66 166H67V164H66ZM65 165H64V167H65V169H67V167H66ZM95 166V165H94ZM161 166V165H160ZM159 166V167H160ZM184 166V165H183ZM183 166H181L182 168H184ZM9 167V166H8ZM13 167V166H12ZM12 168V169H15V168ZM29 167V166H28ZM30 167V168H31ZM34 167V168H35ZM56 168L55 170L53 169V168ZM63 167V166H62ZM76 167V166H75ZM82 167H83V165L81 166L80 164H79V166H78V168L80 169V171H79V173L81 174V172H82V176H83V174L85 175H87V170H85L84 168L85 167H83V169H84V171H85V173L83 172V170H82ZM102 167H103V169H102ZM162 168H163V166H161ZM180 167V168H181ZM195 167V166H194ZM34 168H31V169H34ZM61 168V167H60ZM71 168V170H72V166L70 167L69 166V168L67 169V171H65L64 169V172H67L68 173V170ZM97 168H98V166H97ZM105 168H107V167H105ZM154 168H155V166H154ZM175 168V167H174ZM177 168H178V164H177ZM176 168V169H177ZM202 168V167H201ZM7 169H9V168H7L6 167V170ZM17 170H18V172H19V170L21 169V167L19 166V167H17L16 168ZM16 169L14 170V171H16ZM36 169V168H35ZM41 169V170H40ZM77 169V168H76ZM86 169H89V168H86ZM91 169V168H90ZM198 169H199V167H198ZM48 170H50L49 171V174H48ZM52 170H54L53 172H55V174H51V171ZM63 170H62V172H60L61 173V176L62 175H64V174H62L63 173ZM98 170V169H97ZM100 170V171H101ZM154 170V172H155V169H152V171ZM159 170H161L160 168H159ZM178 170V169H177ZM201 170V169H200ZM4 171V173H5V170L3 169L1 172H3ZM8 171V170H7ZM12 171V170H11ZM14 171H13V173H14ZM91 171V170H90ZM90 171H88V174L90 173V175L91 174H95V172L93 173H91ZM93 171V170H92ZM101 171V172H102ZM151 171V170H150ZM157 171L158 170H156V174H154L153 172H151L152 174H154V175H157ZM202 171V170H201ZM0 172V173H1ZM17 172V173H18ZM27 172V173H26ZM43 172H44V174H43ZM52 172V173H53ZM72 172V174H73V172H76V170L73 168V171H71ZM78 172V171H77ZM98 172V171H97ZM96 172V174H98ZM172 172V171H171ZM171 172H170V174H171ZM199 172V171H198ZM9 173H10V171H9ZM13 173H11V174H13ZM24 173V174H23ZM41 173V175H50V176H45V177H40V174ZM46 173V174H45ZM60 173H58V174H60ZM69 173H70V171H69ZM69 173H68V176H69ZM160 173H161V171H160ZM163 174L165 173L164 172V170H163V172H162ZM161 173V174H162ZM167 173H169V172H167ZM173 173H175L174 171L172 172V174ZM206 173V172H205ZM261 173V174H260ZM260 173H258V174H255V177H252V178H250L249 180L251 181V183L252 184H254V182H255V187L253 186V188H256V189H260V188H262V187H259V186H261V185H264V178H262V177H264L263 175H264V173L263 172H260ZM11 174L10 175H8V176H11ZM18 174H21V173H18ZM38 174V178L40 177V179H42V180H40V179H36V175ZM71 174V173H70ZM70 175V177L72 176V177H75L77 174H75V176H73V175ZM79 174V176H81ZM53 175H54V177H53ZM66 175V174H65ZM167 174H165V177H167L166 176ZM177 175V174H176ZM257 175V176H256ZM261 175H262V177H261ZM78 176V175H77ZM77 176H76V178H77ZM81 176V177H82ZM159 176V175H158ZM163 175H161V177H162ZM170 175H168V177H169ZM173 176V175H172ZM184 176V175H183ZM52 177V178H51ZM85 177V176H84ZM84 177H83V181H85L84 180ZM94 176H92L91 178H93ZM164 177V176H163ZM164 177V178H165ZM168 177L167 178H165V180L167 179L168 180V182L170 181L171 182V180H169V179H171V178H169L168 179ZM178 177H180V176H178ZM22 178V179H21ZM55 178V179H54ZM85 178H88V180L90 179L89 177H85ZM155 178H158L159 179V177H156L155 176ZM163 178V179H164ZM181 178H183L182 176H181ZM253 178L255 179L254 181H252L253 180ZM262 178V179H261ZM18 179V178H17ZM48 179L46 178V185L49 183L48 182ZM52 179V180H51ZM95 179H97L96 178V176H95ZM157 179V180H158ZM174 179V178H173ZM178 179V178H177ZM177 179H176V181H177ZM189 179V178H188ZM259 179H261V180H259ZM1 180V179H0ZM3 180V179H2ZM16 180V179H15ZM73 180L74 181H77V180H82L81 178L80 179H74L73 178ZM94 180V179H93ZM98 180V179H97ZM179 180V179H178ZM181 180H183V179H181ZM257 180V181H256ZM263 180V181H262ZM3 181H5V179L3 180ZM3 181H0L1 183H3ZM30 181H31V179H30ZM33 181H31V182H33ZM90 181H91V179H90ZM89 181V182H90ZM163 181V180H162ZM172 181H174V180H172ZM187 181H189V180H187ZM186 181V182H187ZM259 181V182H258ZM7 182V181H6ZM5 182V183H6ZM73 182V181H72ZM78 182V181H77ZM77 182H76V184H77ZM81 182V181H80ZM80 182H78V183H80ZM87 182V180L84 182V183H86ZM97 182V181H96ZM121 182V181H120ZM160 182V181H159ZM179 182V181H178ZM181 182V181H180ZM183 182H185V181H183ZM183 182H181V183H183ZM248 182V181H247ZM4 183V184H5ZM7 183H9V182H7ZM30 183V182H29ZM28 183V184H29ZM34 183V182H33ZM49 183V184H50ZM122 183V182H121ZM181 183H179L178 185H180V189L182 188L181 186H183ZM262 183V184H261ZM11 184V183H10ZM26 185L25 186V190L27 191V188L26 187H29V185ZM41 184H43V185H45L44 183H41ZM74 184H75V182H74ZM75 184V185H76ZM81 184H83L82 182H81ZM81 184H79V185H81ZM90 185H91V183H89ZM156 184H158V183H156ZM259 185L258 187H257V185ZM33 185H35V184H33ZM78 185V186H79ZM85 185V184H84ZM161 185H162V182H161ZM178 185H176V186H178ZM187 185V184H186ZM246 185H248V184H244V186L242 187V186H240V187H238V186H232L231 187V189L230 188H228L226 191H230V192H228V193H234V198H235V196H237L238 197V195L239 196H242V197H238V198H235L234 200L235 201H240V199L241 200H244V201H246V203H248L247 204V206H246V204H245V206L248 208L247 210H249V208H250V210L249 211H251L253 208H254V210L256 211V206H258L259 205V207H257V212L258 213H260L259 211H258V209H260L261 207H262V205H261V201H262V203H264V201H263V195L264 194H262V193H264V188L261 190V193H260V190H257V192H255V193H260V194H262L261 195V197H262V200L259 198V196H260V194H259V196H258V194H257V196H258V198H257V196H255V195H253V194H255L254 192H252V194H251V196H249V194H247V193H249V192H251L252 190H254V189H252L251 187H248L249 189H247L245 186ZM3 186L4 185H2V186H0V190H1V188H3ZM5 186H6V184H5ZM5 186H4V190L6 189L5 188ZM39 186V185H38ZM41 186V185H40ZM77 186V185H76ZM77 186V187H78ZM118 186H120V184H118ZM122 186V185H121ZM120 186V187H121ZM126 186V185H125ZM174 186H175V184H174ZM9 187V186H8ZM85 187V186H84ZM89 187V186H88ZM90 187H93L92 185L90 186ZM124 187V186H123ZM236 187H238V188H236ZM33 188V187H32ZM32 188L31 187H29L28 189H30L29 191H30V193H31V191H33L32 190ZM76 188V187H75ZM82 188V187H81ZM87 188V186L84 188L85 190H86V193L88 192L87 190L89 189H86ZM94 188V187H93ZM119 188V187H118ZM125 188V187H124ZM159 189H161L162 188V186L161 187H158ZM175 188V187H174ZM184 188V187H183ZM233 188V189H232ZM236 188V189H235ZM244 188H246V189H243ZM252 190H251V189ZM21 189H22V191H21V193L20 194H23L22 192L24 191V188H22L21 187ZM77 189V188H76ZM237 190L236 192H235V190ZM9 190V189H8ZM34 190H35V188H34ZM92 190H94V189H92L91 188V191ZM153 190H155V189H153ZM177 190V187H176V189H175V191ZM182 190V189H181ZM180 190V191H181ZM242 191V193H244V191L246 190V192L244 193V195L242 194H240L239 192H241ZM251 190V191H250ZM3 191V190H2ZM6 191V190H5ZM10 191V190H9ZM26 191H24V193L26 192ZM29 191H28V193L27 194H30L29 193ZM233 191V192H232ZM11 193H12V195H13V192L12 191H10ZM9 192V193H10ZM20 192V191H19ZM81 192H83V193H85V191H83V190H81ZM187 192H189V191H187ZM186 192V193H187ZM5 193V192H4ZM4 193H2V195L4 194ZM90 193V192H89ZM180 193V192H179ZM183 193V192H182ZM236 193H239V194H237L236 195ZM188 194V193H187ZM190 194V193H189ZM226 194V193H225ZM6 195H9L8 193L6 194H4L3 196H5L6 198H7V196ZM12 195H9V197L7 198V200L8 201H6V203L7 204H11V198H10V196L12 197V200H13V197L15 198L13 201L15 202V200H17L16 199V197H17V194L15 195V193H14V195L12 196ZM32 194H30V195H27V197H29V196H31ZM88 195V193L86 194V198L89 196H87ZM81 196H83V195H81ZM91 196V195H90ZM88 197L90 200L92 199V196L91 197ZM228 196V195H227ZM246 196H248L249 197V201H250V203H249V201H247V199H248V197H246ZM4 197V198H5ZM27 197H25L23 200H25ZM251 197H253V198H251ZM10 198V199H9ZM19 198L21 199V197H20V195H19ZM85 198V195H84V199H86ZM176 198V197H175ZM229 198L231 199H233V197H231V196H229ZM243 198V199H242ZM244 198H246V200L244 199ZM253 200V199H255V198H257V199H255V200H253V201H257L256 202V204L260 201V203H258L256 206H254L253 204H255V202L253 203L252 201H251V199ZM20 199H19V202H20ZM81 199H82V197H81ZM88 199V200H89ZM95 196L93 195V199H92V201H95ZM224 199V198H223ZM238 199V200H237ZM27 200H31V197H30V199L29 198H27ZM83 200V199H82ZM186 200V199H185ZM259 200V201H258ZM12 201V202H13ZM26 201V200H25ZM32 201V200H31ZM84 201V200H83ZM9 202V203H8ZM27 202V201H26ZM33 204L35 205V202H36V199H35V201L33 200ZM74 202H76V201H74ZM79 202H80V200H79ZM85 202H86V200H85ZM24 202H22V203H20L21 205L23 204ZM87 203H88V201H87ZM253 203V204H252ZM3 204H5V202L3 203ZM6 204V205H7ZM25 204V203H24ZM252 204V205H251ZM28 203L27 204H25L23 207L25 208L26 206V208L28 209V210H26L25 211V209H24V212H26V214H28V213H30V211L32 212V208L30 209V208H28ZM219 205H221V206H218V204H217V207H224L223 206V204H219ZM238 205H241V204H238ZM248 205H250V206H248ZM261 205V206H260ZM82 206V205H81ZM92 206V205H91ZM252 206V207H251ZM16 207H18V205L16 206ZM45 207V206H44ZM47 207V206H46ZM87 207V208H86ZM88 207L89 208H92V207H90V204H89V206L86 204L85 205V210H90V209H88ZM94 207V206H93ZM264 207V206H263ZM219 208V209H220ZM16 209H19V208H16ZM23 209V208H22ZM93 209V208H92ZM263 209V208H262ZM262 209H261V211H262ZM20 210V209H19ZM44 210V209H43ZM46 210H47V208H46ZM94 210V209H93ZM211 210V209H210ZM210 210H208L209 212H210ZM16 211V210H15ZM29 211V212H28ZM49 211V210H48ZM248 211V213H253V215H251L252 217L254 216L255 218H256V216L258 215V213L255 215L254 214V211L252 212H249ZM9 211L7 210V213H8ZM17 212V211H16ZM28 212V213H27ZM44 212H46V211H44ZM90 212V211H89ZM92 212V211H91ZM212 212V211H211ZM6 213V212H5ZM33 213V212H32ZM79 213H81V212H79ZM83 213H85V212H83ZM8 214H10V213H8ZM17 214V213H16ZM38 214V213H37ZM44 214H46V213H44ZM44 214L42 213L41 215H43L44 216ZM82 214V213H81ZM80 214V215H81ZM86 214H88L87 212L85 213V214H83L82 215V217L83 216H86ZM203 214H204V212H203ZM210 214V213H209ZM250 214H248L249 216H250ZM11 215V214H10ZM19 215H20V211H19ZM18 214H17V217L19 216ZM21 215H23V214H21ZM31 215V216H30ZM33 215H35V214H33ZM89 215V216H88ZM87 216L90 218V213L88 214ZM92 215V214H91ZM205 215V214H204ZM2 216H3V214H2ZM46 216V215H45ZM95 216V214L94 215H92V218ZM25 216H23V218H24ZM31 217H34V216H32V214L30 213L29 214V217H27V218H29V220L28 221H30L31 222ZM38 218H42V216L41 217H39V216H37ZM253 217V218H254ZM21 218H22V216H21ZM37 218V219H38ZM45 218V217H44ZM43 218V219H44ZM83 218H85V217H83ZM88 218V219H89ZM43 219H41L42 221H44L45 222V219L43 220ZM87 219V218H86ZM91 219V218H90ZM8 220V219H7ZM23 220V219H22ZM58 220H60L61 221V219H58ZM57 220V221H58ZM69 220V219H68ZM85 220V219H84ZM34 220L32 219V222H33ZM37 220H35L34 222H36ZM64 221V220H63ZM62 221V222H63ZM71 221V222H70ZM70 223H72L73 224V221H74V224L76 225V223H77V221L78 220H76V223H75V220L74 219H70ZM80 221V220H79ZM10 222V221H9ZM23 223H24V221H22ZM34 222H33V224H34ZM68 222V223H69ZM83 222V221H82ZM20 223V222H19ZM25 223H28V222H25ZM24 223V224H25ZM61 223V222H60ZM79 223V222H78ZM77 223V224H78ZM85 223V222H84ZM250 223V222H249ZM9 224V223H8ZM23 224V225H24ZM31 224L32 223H30V227H31ZM37 225H39L38 224V222L36 223ZM71 224V225H72ZM73 224V225H74ZM86 224V223H85ZM41 225V224H40ZM48 225V224H47ZM60 225H62L61 227H64V225L61 223ZM70 225V226H71ZM72 225V226H73ZM74 225V226H75ZM83 226H84V224H82ZM86 225H88V224H86ZM246 225H247V223H246ZM54 227H55V225H53ZM78 226V225H77ZM20 227V226H19ZM22 227H24V226H22ZM29 227V228H30ZM34 227V226H33ZM43 227V226H42ZM66 227H69V226H66ZM89 227V226H88ZM44 228H46V226L44 225ZM44 228H43V230H44ZM50 228V227H49ZM56 228V227H55ZM59 228V227H58ZM65 228V227H64ZM69 228H71V227H69ZM69 228H67V229H69ZM73 229L75 228V227H72ZM19 229V228H18ZM24 229V228H23ZM22 229V230H23ZM27 229V228H26ZM34 229H35V227H34ZM33 229V230H34ZM54 229V228H53ZM246 229V228H245ZM25 230V229H24ZM29 230V229H28ZM42 230V229H41ZM42 230V231H43ZM51 230V229H50ZM59 230V229H58ZM62 230H63V228H62ZM71 230V229H70ZM69 230V231H70ZM88 230H89V228H88ZM87 230V231H88ZM35 231H37L36 229H35ZM34 231V232H35ZM38 231H40V228H38ZM37 231V232H38ZM60 231H61V229H60ZM249 231V230H248ZM18 232V231H17ZM21 232V231H20ZM19 232V233H20ZM23 232V231H22ZM26 232H27V230H26ZM26 232H23L25 235H26ZM31 232V229H30V231L28 232V233H30ZM33 232V233H34ZM37 232H35V233H37ZM46 232H48L47 230H46ZM62 232V231H61ZM64 232V231H63ZM71 232V231H70ZM91 232H94V230L92 231L91 230ZM54 233L55 232H53V235H54ZM59 233V232H58ZM57 232H56V234H58ZM74 233H75V231H74ZM78 233V232H77ZM249 233H253L252 231H249ZM22 234V233H21ZM42 234V233H41ZM46 234H48V233H46ZM16 235H18V233L16 234ZM15 234H14V236H16ZM29 235V234H28ZM42 235H44V234H42ZM52 235V236H53ZM59 235H60V233H59ZM62 235V234H61ZM10 236V235H9ZM12 236V235H11ZM22 236V235H21ZM31 236V235H30ZM8 237V236H7ZM20 236H18V238H19ZM25 237V236H24ZM46 237H47V235H46ZM21 238V237H20ZM23 238V237H22ZM36 238V237H35ZM39 238V237H38ZM48 238H51V237H49V235H48ZM57 238H59V237H57ZM11 239V238H10ZM28 239H29V237H28ZM46 239L47 238H45V241H46ZM54 239H56V238H54ZM12 240V242H13V239H11ZM24 240H25V238H24ZM27 240V239H26ZM41 240H44V239H42L41 238ZM52 240V239H51ZM15 241V240H14ZM33 241V240H32ZM35 241V240H34ZM36 241H37V239H36ZM44 241V242H45ZM49 241V240H48ZM31 242V241H30ZM38 242H40V241H38ZM8 243V242H7ZM15 243V242H14ZM42 243H43V241H42ZM41 243V244H42ZM49 243V242H48ZM50 243H54V242H50ZM49 243V244H50ZM13 244V243H12ZM34 244V243H33ZM40 244V245H41ZM45 244V243H44ZM49 244L47 245L49 248H51L50 246L52 245H50L49 246ZM3 246H4V244H2ZM6 246H8V245H6ZM37 246V245H36ZM46 246V245H45ZM27 247V246H26ZM54 246H52V248H53ZM10 248H11V246H10ZM46 248V247H45ZM4 249H6L5 247H4ZM3 249V251H5ZM12 249V248H11ZM11 249H9L10 251H8L7 252V250H6V254H8L6 257H8V256H11L9 253L11 252ZM48 249V248H47ZM46 249V250H47ZM40 252V251H39ZM51 252V251H50ZM49 252V253H50ZM1 253H4V252H1ZM0 253V254H1ZM3 257H1V258H3V259H6V258H4L5 257V254H3L2 255ZM3 259H1V261L3 260Z\"/></svg>", "mask_w": 264, "mask_h": 264}, {"label": "crops", "instance_id": "0c3cea01", "mask_svg": "<svg viewBox=\"0 0 264 264\" xmlns=\"http://www.w3.org/2000/svg\"><path fill=\"white\" fill-rule=\"evenodd\" d=\"M237 105L240 106L239 104H237ZM249 105H250V107L252 106L253 109H251L250 107L248 108L247 105H245L247 107L242 106V107H239V109L242 111V113H243V111H246L247 108L249 110H254V112L258 111V110H256L257 107L255 104H249ZM203 106L201 105V107L203 109L200 108V110H202L204 113L207 112L208 114H210V115L205 114V116H207L209 119L207 120V125L205 126V129L206 128L207 129L204 132L202 131L204 133L203 135L205 136V138L209 137V139L206 138L209 142L207 141L208 144H206V146H207L206 154H204V156H202L200 159L207 160V163L202 168L196 169L194 171L192 170L191 173L189 174V179H188L189 181L186 185V187H187L186 192L187 191H189V192H187L188 194L186 193V197H185L186 200H185L184 207L190 208V209L199 208V207L215 208V209H217V215L220 214V209H222L221 215H223V216H230V215H235V214H241V215L249 216L248 214H250V213H248V211L250 210V208H249V210H247L248 208L246 207L248 203H246V201L241 200V199H240V201L238 199H237L238 201L234 200L235 198L242 197V196L238 195V197L235 196V198H234V193H228L230 191H226V190L228 188L231 189L232 186L233 187L234 186H238V187L242 186L243 187L244 184H248L245 186L247 189H249L248 187H251L252 189H254V190H252L250 188L252 191L250 190L251 192L247 193V194H249V196H251L252 192H254V191L257 192V190H260V193H261V190L264 188V185L259 186L257 184H256L257 187L259 186L262 188H260V189L253 188V186L255 185V182H254V184H252L253 182L251 183V181H250L251 180L250 178L255 177V174H258L260 172L264 173V152H263L264 151V117H263L264 115H260L261 119L259 118V122L261 120V122H262V124H261V123H258V119H256V116L259 117V114L255 115L253 112H248V110L246 112L248 114H251V116H249L246 113H243V115H241L240 111H238V108H237V111L239 112V114H238L239 116L236 114V117H235V115L232 112L233 111L232 109L236 108V104H234V105L229 104V105L219 106V107H218V105H206V106L203 105ZM215 106H216V108L218 107L220 109H216ZM228 106H229V108L232 107L231 112H230V109L228 110L230 113L227 111ZM207 107H210V108H207ZM205 108L208 110H206ZM214 108H215V110H214ZM210 109H212L213 113H211ZM223 109H224V112L226 114H223L224 113L223 111H218V110H223ZM262 110L263 109H261L260 111H262ZM227 113H228V115H227ZM234 113H236V109L234 110ZM252 113L254 114V116L252 115ZM229 114L231 117L229 116ZM245 114H246L247 118H249V119L246 118ZM224 115H227V117L225 116L226 119L224 118ZM238 117H240V118H238ZM252 117L255 118L254 120H256V122L254 120H250V118L253 119ZM230 119L231 120L234 119L231 122L234 125L230 124V121H231ZM242 121H243V123H240ZM251 122H253V123L255 122L259 127L255 123L253 125V123H251ZM231 125H232V127H231ZM223 127L225 130L223 129ZM232 130H234V131H232ZM223 131H224V133H223ZM231 131L233 133L235 132V134H231L232 133ZM239 133L241 135L244 133V140L246 139L245 141L242 140L243 137H242V139L241 138L239 139V137H241V135H239ZM257 134H259V135H257ZM224 135H226V136H224ZM237 136H239V137L237 138ZM252 136L254 137L253 139L251 138ZM229 137H230V139H228ZM235 138H236V141H234ZM247 138H250V139H247ZM251 140H253V141H251ZM216 141L217 142L220 141V142L217 143ZM223 141H224V143H223ZM240 143L241 144L243 143L242 146L240 145ZM234 146H236V147L234 148ZM261 147H263V148H261ZM220 148H222V149H220ZM230 149H232V150H230ZM207 153L209 154V156L207 155ZM231 155H233V156H231ZM261 177H262V175H261ZM262 178H264V177H262ZM261 179H259V180H261ZM254 180L255 179L253 178L252 181H254ZM238 187H236V188H238ZM246 188H244V189H246ZM237 190H235V192ZM246 190L244 191V193L246 192ZM239 193L241 195L242 194L244 195V193H242V191ZM239 193H236V195ZM258 193H255L253 195L257 196ZM259 194H258V196H259ZM262 194H264V193H262ZM262 194H260L259 198L261 197ZM229 196L233 197V199L232 198L230 199ZM258 196H257V198H258ZM246 197H248V196H246ZM262 197H263V201H264V195ZM262 197L260 198L261 200H262ZM251 198H253V197H251ZM257 198H255V199H257ZM244 199L246 200V198H244ZM255 199H253V200H255ZM253 200L251 199V201L254 203L255 201H253ZM247 201H249V197H248ZM256 202H255V204H253V203L252 204L254 206H256L258 203H260V201L257 204H256ZM249 203H250V201H249ZM217 204H218V206H221L219 204H223L224 207H221V208L217 207ZM238 204H241V205H238ZM245 204H246V206H245ZM261 205H262V207L260 209H258V211L260 213H262V212L264 213V207H263L264 203H262V201H261ZM248 206H250V205H248ZM257 207H259V205L255 207L256 211H257ZM235 209H240V210L238 212V211H234ZM261 209H262V211H261ZM252 210L254 211V214H255L256 211L254 210V208ZM251 211H249V212H251ZM250 215H253V213H251ZM232 230H234V229H232ZM225 246L227 247L226 248L227 250H231V251L223 252V254H226V255L227 254H232V255H235V254L264 255V235H259L257 238H252L251 241H249V239H243V238H241V239L232 238L231 243H226ZM190 249L193 251H190L187 254H191V255L203 254V252L196 251V250H198L196 247H191ZM235 249H240L242 251H234Z\"/></svg>", "mask_w": 264, "mask_h": 264}]
</instances>
